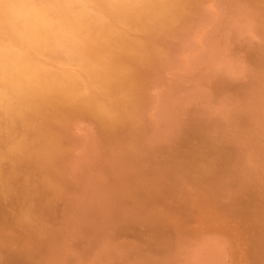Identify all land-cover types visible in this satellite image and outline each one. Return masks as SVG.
<instances>
[{"label":"rangeland","instance_id":"1","mask_svg":"<svg viewBox=\"0 0 264 264\" xmlns=\"http://www.w3.org/2000/svg\"><path fill=\"white\" fill-rule=\"evenodd\" d=\"M189 1H190V3H192L193 1H195L197 3V0H189ZM244 1L241 0V2H240V0H205V1L200 0L198 2L200 5L197 3L199 6H194V8L197 7L198 11H199L198 12L195 10L198 13L197 15H199V18L196 17V18H198V19H196V21L193 19V21L196 23H194L191 20L193 18V16L195 15L193 12H192L193 16L191 15L192 17L190 19H188L187 16L192 14L191 12L188 13L189 12L188 11L187 13L189 15H186L187 20L185 19L187 22L184 20V22H182L183 24L185 23L184 25L182 23H180V27L178 25L175 28L176 31L174 30L172 32V30H171V32L168 33V34H170V36H168V38L165 40H162L159 27H156L157 31H159V34H157L158 32H156L155 27H153V29L151 28L153 31V35L150 36L151 40L148 36H146L143 38L144 39L143 42L145 44H147V40L149 39L148 40V44H149L148 49L151 48L149 42L152 41L153 38L159 37V39L157 38V41L161 40L163 42H166L167 45H164V48H163V49L166 48L165 49L166 51L164 50L166 55L162 51L163 52L162 55L163 54L165 55V56L163 55L162 57H163V61L165 63L168 61H170V63H169V68L165 69L164 66L163 67H156L155 71L151 74V80L153 81L154 79H156L157 81L154 80L155 83L157 85L160 84V86H155L156 84H154V83L152 84L150 81L149 85L144 90V96L140 100L141 102L140 101H139L140 103L138 102L140 104V108H139V104L136 101L133 104H118L115 99H112L111 101H108V102L107 101L99 102L100 106H98V107L97 106L94 107V105H88V106L84 107L87 111H85V109L82 108V109H84L83 110L84 111L83 116L80 115V114H83L80 112L78 117H77V113H76V114L72 115V117L68 121H66L65 126H64V124L62 125V127L64 126L63 128L65 129L64 132L65 133L67 132L66 134L64 133L62 135L63 137L62 136H60V137L55 136V138H54V136L49 135L50 138L47 137L44 141L41 140L42 134L45 133L42 130L45 129V127H44L45 124L47 127L53 125L52 120H51V118L53 116H51L50 114H46V115L43 114V115H41L43 117V120L41 122V124L43 126H41L39 129H37L36 130L37 132L35 131V135L29 134L28 139H27V134L25 135V137H23V142L26 141V143H27V140H28V143L24 144L22 149L19 150L20 154L17 152L18 149L14 150L13 148L12 149L8 148V150H7V148H5V152L7 153L6 154L0 148V154L2 151V156H0V164H1L2 168L0 166V169L1 170L4 169L1 171L2 173L0 172V174L6 175V177H3L2 175H0L1 176L0 182H2L3 178H4L3 184L4 183L7 184L8 181L11 184V189L8 188V190H6L4 193H1V196H0L1 197L0 198V208L2 209V210L0 209V224H1L0 227L1 226L4 227V224H5L4 228L6 230L5 231L3 227L0 228V232H1L0 233V264H11L10 261H11V256L13 254L17 255L20 258L21 262L18 264H46V262H47V264H51V263L52 264H99V263L100 264H129V262H130V264H132L133 262H134L133 264H144V263L145 264H151V263L152 264H163V263L164 264H253V263H256V261H255L256 256H257V260H258L259 264H264V233L262 234V232H264V202H263L264 201V197H263L264 196V188H263L264 182H262L264 180V178H263L264 177V157H263L264 156V130H263L264 129V127H263L264 126V67H263V65H264V38H263L264 37V6H263L264 0H244ZM196 3L194 5H196ZM251 3H253V4H251ZM254 4L255 5L257 4L258 6L257 5L255 6ZM261 4H263V5H261ZM261 8H263V9H261ZM201 10L204 12H202ZM191 11H193V10H191ZM227 11H228V13H227ZM219 12H221V13H219ZM249 14H250V16H249ZM197 15H195V16H197ZM258 15H260V16H258ZM223 18H225V19H223ZM262 18H263V20H262ZM199 19H201V20H199ZM189 21H191V22H189ZM189 23H191L192 25ZM185 25H187V26L185 27ZM189 25H191V26H189ZM197 27H199V28H197ZM185 28H186V30H185ZM188 28H189V31H188ZM194 29H196V30H194ZM195 31H197V32L194 33ZM180 32H181V34H183L182 36H181ZM184 32H186V34ZM169 37H171V38H169ZM173 37H175V38H173ZM178 37L183 38L184 40L180 39ZM145 39H146V41H145ZM173 40H177L176 46H174V44L172 45ZM261 46H262V48H261ZM253 47H255L256 50ZM167 48H169V49L171 48V49L169 50ZM154 50H156V49L154 48ZM154 50L152 47V50L150 49V52H152ZM216 50H218V51H216ZM156 51H158V50H156ZM156 51H154V53H157ZM182 53H184V54L182 55ZM176 56H177V58H176ZM248 57H249V59H248ZM175 58H176V61H175ZM91 59H93V58H91ZM213 60L216 62L213 63ZM176 63H178V64H176ZM170 64H172V65H170ZM167 65H168V63H167ZM176 65H177V67H176ZM255 65L257 67L259 66V68H257ZM98 66L97 65L95 67L92 66L94 72L99 71L98 68H100V65L98 64ZM173 66H175V67H173ZM172 67H173V69H172ZM262 68H263V70H261ZM156 70H159L161 72L164 71L162 74L161 82L158 81V76L155 77L156 75L160 76L161 72L157 71V72H159V74H156L157 73ZM191 76H193V77H191ZM204 76H205V78H204ZM260 76L262 77V79ZM251 80H252V82H251ZM257 80H259V81H257ZM224 81H226L228 83H226ZM260 81L262 82V84ZM179 82H181V83H179ZM235 85H236V87H235ZM253 85H255V86H253ZM256 85H258V86L256 87ZM259 85H260V87H259ZM150 86H152V88ZM183 86H184V88H183ZM251 86H252V88H251ZM233 87L236 89L234 90ZM257 88L259 89V91H257L258 90ZM151 89H152V91H151ZM224 89H225V91H224ZM153 90H155V92H153ZM262 91H263V93H261ZM223 92H225V93L222 96ZM246 92H247L248 96L245 94ZM252 92L253 93L255 92L256 94L254 95ZM257 92H259V93H257ZM238 93H241V95ZM248 93L249 94L251 93V94L249 95ZM151 94H153L154 97L151 96ZM220 94H221V96H220ZM237 94H238V97H237ZM156 96H157V98H156ZM259 96H260V98H259ZM90 97L92 99H90ZM84 98L86 100H93L94 99L91 95H86V96H84ZM145 98H146V100H145ZM156 99H157V101H156ZM216 99H217V101H216ZM145 101H146V106L148 105L147 107L143 106V105H145ZM250 102H253V103L256 102V104L254 103L255 106H253L254 104L250 103ZM250 105H251V107H250ZM89 107H91V108H89ZM149 107H150V109H149ZM259 107H261V108L259 109ZM92 108H94V109H92ZM97 108H98V110H97ZM99 108H102L104 110V112L103 111L101 112L102 109H99ZM106 108H107V110H106ZM114 111H116V112H114ZM89 112H91L92 116ZM93 112H94V115L96 117L93 115ZM108 112L111 116L108 114ZM140 112L142 113V115L140 114ZM194 112H196L195 113L196 115L192 114ZM113 113H115V114H113ZM254 113L255 114L257 113L256 114L257 116L259 115L258 113H262L263 116L259 115V118H257V117H255ZM98 114H99L100 118H99ZM101 114L103 115V117L107 116L108 119L107 118L105 119V117L101 118V116H102ZM136 114H137V116H133ZM198 114L201 116V118L199 117ZM242 114H244V115H242ZM247 115H248V117H247ZM47 116H48L49 120H48ZM88 116H89V118H88ZM97 116H98L99 120L100 119H103V120H100V121L97 120ZM112 116H113V118H112ZM114 116H117V117H115V120H114ZM128 116H129V118H128ZM244 116H246V117H244ZM91 117H93L92 118L93 120L91 119ZM260 117H262V118H260ZM72 118H73V120H72ZM77 118L79 121L78 120L76 121ZM131 118H132V120H131ZM252 118H257V119L253 120ZM56 119H57L56 117H53V120H55V121H53L54 125L56 123H58V122H56ZM82 119H84V120H82ZM232 119H234L233 120L234 122L232 121ZM246 119H247V121H246ZM249 119H250V121H249ZM262 119H263V121H262ZM116 120H118L119 122ZM196 120L199 122L198 124L196 123L197 122ZM57 121H59V120L57 119ZM105 121L107 123H105ZM211 121H212V123H211ZM43 122H45V123H43ZM114 122H118V123H114ZM206 122L208 125L207 126L208 129H206L207 128ZM217 122H218V125H217ZM75 123H76V125H75ZM101 123H102V125H101ZM143 123H144V125H143ZM246 123H248V124H246ZM259 123H261V124H259ZM117 124H119V125H117ZM127 124H128V126H127ZM133 124H135V125L131 127V125H133ZM113 125H114V127H113ZM122 125H124L125 128H127V127L128 128L124 129ZM195 125H197V126H195ZM255 125H256V127H254ZM261 125H263V126H261ZM66 126H67V128H66ZM136 126H137V128H136ZM150 126H152V127L150 128ZM184 126H187V127L193 126V128H191V127L187 128ZM42 127H44V128H42ZM68 127H69V129H68ZM138 127H139V129H138ZM142 127H144L143 133H141L142 131H140V130H142ZM217 127L219 129H217ZM105 128H107V130H105ZM210 128H211V130H210ZM66 129H67V131H66ZM196 129H198V131ZM205 129L207 132L203 131ZM230 129H232V130H230ZM123 130H124V132H123ZM187 130L188 131L190 130L189 133L187 132ZM208 130H209V132H208ZM238 130H240V131H238ZM106 131H107V133H106ZM220 131H222L224 133V136L222 135L223 133H220ZM254 131H256V132H254ZM260 131H262V132H260ZM152 132H153V134H152ZM197 132H199L200 136H197L198 135ZM218 132H219V134H218ZM232 132H233V134H232ZM75 133H76V135H75ZM99 133H100V135H98ZM129 133H131V134H129ZM234 133H236V134L234 135ZM262 133H263V135H262ZM4 134L5 133H3L2 136L0 135V137H1L0 143H2L3 138L6 137V139H4V145L6 144V145L10 146L13 142V138L11 139V136L9 137V135H7V134L4 136ZM149 134H150V136H149ZM180 134H181V136H180ZM240 134L242 136H240ZM103 135L105 137H103ZM204 135H205V137H204ZM29 136H30V138H29ZM61 137L63 140L61 139ZM65 137H66V139H65ZM68 137H70L71 139L70 138L68 139ZM206 137H207V140H204V139H206ZM226 137H227V139H226ZM238 137H239V139H238ZM33 138H36L37 142H34L35 139L33 140ZM48 138H49V140H48ZM57 138L59 139V142L61 145L59 144ZM236 138H237V140H236ZM8 139H9V141L7 142ZM52 139L56 140V143H58V144L54 145L55 141L53 142ZM258 139H260V140H258ZM40 140H41V142H40ZM66 140H67V142H66ZM70 140H71V142H70ZM226 140H228V141L230 140V142H226ZM5 141H6V143H5ZM50 141L52 143L48 144ZM63 142H65V144ZM139 142H140V144H139ZM40 143H41V145H40ZM141 143H143V144H141ZM205 143L209 146L205 145ZM215 143H218V144L220 143V145H214ZM221 143H222V145H221ZM28 144H30V145H28ZM46 144H47V146H45ZM189 144H191V145H189ZM225 144H227V145H225ZM234 144L236 146H234ZM251 144H253V146H251ZM33 145H34V147H33ZM187 145H189V146H187ZM196 145H197V147H195ZM37 146H38V148H37ZM48 146L49 147L51 146V147L48 148ZM64 146L65 147L67 146L65 148V150H63ZM54 147H56V149ZM69 147H70V149H69ZM109 147H111V148L109 149ZM124 147L125 148L127 147L126 148L127 151L124 150ZM199 147H200V149H199ZM204 147H206V149ZM208 147H210V148H208ZM213 147H216V148H213ZM235 147H236V149H234ZM237 147L239 148V152H238ZM249 147H250V149H249ZM33 148H35V150L37 149L36 154H35V150H33ZM105 148L107 150V152H106L107 154L105 153V151H106ZM171 148H175V149L173 150ZM231 148H233V150L235 151L236 154L233 152V150H230ZM57 149L61 150V152L59 153V150H57ZM138 149H139V151H138ZM180 149H182V150H180ZM208 149H209V151H208ZM71 150H72V153H71ZM168 150H170V151H168ZM183 150H185L187 152V154L185 153V151L183 152ZM215 150H216V152H214ZM220 150H222V151H220ZM226 150H227V152H226ZM257 150H259L260 152ZM12 151L15 155H13ZM29 151H31V152H29ZM32 151H34V156L33 155L31 156V154H29V153H32ZM42 151H44V152L42 153ZM46 151H48V153ZM50 151H52V152H50ZM63 151H65V152H63ZM67 151H68V154H67ZM114 151L116 152L117 155H115ZM10 152H11V154H10ZM16 152H17V154H16ZM22 152L24 153V156H22V154H21ZM37 152H39L38 155H37ZM54 152H57V155H55L56 153H54ZM100 152H101V154H100ZM180 152H182V154ZM201 152H203V153H201ZM218 152H219V154H221L220 156H219V154H217ZM229 152H231V154H233L234 157L230 156L231 154L229 155ZM147 153H148V155H146ZM183 153L186 155H184ZM196 153H198V156H196L197 155ZM25 154H26V156H25ZM62 154H63V156L61 157ZM141 154H142V156H141ZM200 154L203 157H201ZM206 154H209V155L207 156ZM214 154H215V156H214ZM240 154H241V156H240ZM4 155L7 157L6 159H4L5 161L2 159L4 157ZM19 155H21L22 158ZM125 155H127V156L125 157ZM29 156H31V157L28 158ZM40 156H42V157H40ZM112 156H113V158H112ZM181 156H183V159ZM212 156H214V158H213L214 160L213 159L210 160ZM224 156H225V158H220V157H224ZM229 156H230V158H232L231 159L232 161L230 160ZM248 156H251L250 159ZM9 157H10V159H8ZM14 157H15V159H14ZM19 157L21 159H19ZM185 157H187V158H185ZM17 158L19 160H17ZM71 158H73V159L71 160ZM115 158H116V160H115ZM170 158H171V160H170ZM172 158L174 159V161ZM236 158H237V162H236ZM28 159H31L32 161L34 160L35 161L34 163H37V161L39 163L37 165L32 163L30 166V160H29V168H30L31 172H30L28 167L26 169V166L28 164ZM43 159H45V160L47 159L46 161L48 163L45 162L46 165L44 164ZM59 159H61V160H59ZM184 159H185V161H184ZM192 159L194 162L192 161ZM203 159H205V160H203ZM225 159H226V161H225ZM239 159L240 160L242 159V160L240 161ZM10 160L12 163H10ZM14 160H15V162H14ZM50 160H52L51 163H50ZM77 160H79V161L77 162ZM22 161H23V163H22ZM59 161L61 162V164L59 163ZM72 161H73V164H71ZM214 161H216V162H214ZM242 161H244V162H242ZM17 162H18V165H15ZM119 162H121L123 165L121 163L119 165ZM204 162H206V163H204ZM211 162H213V163H211ZM222 162H225V163L223 164ZM251 162L253 164H255L256 162L257 163L255 165H253L254 166L253 167ZM191 163H192V165H190ZM200 163L202 165L204 164L203 166H205V167H203ZM207 163H210V164L206 165ZM259 163H260V165H259ZM41 164L43 165V167L41 166ZM55 164L57 165V167L54 166ZM62 164H64V165L61 166ZM151 164H153V165L150 166ZM170 164H171V166H170ZM185 164H187V165H185ZM212 164H214V167L212 166ZM215 164H216V166H215ZM225 164L226 165L228 164V166L225 167ZM65 165H66V167H64ZM71 165H72V167H71ZM116 165L119 167V169H117L118 167H116ZM163 165H164V167H163ZM177 165H179L178 166L179 170L176 169ZM40 166H41V168H40ZM46 166H47V168H46ZM112 166H113V168H112ZM245 166L247 167V170L244 168ZM31 167H33V168H31ZM38 167L41 169V171H40V169L39 170L37 169ZM49 167L50 168L53 167V168H51V172L49 170L50 169ZM144 167H145V169H144ZM197 167H198V169H197ZM207 167H209V168L205 169ZM227 167H229V169ZM12 168L13 169L17 168V169L12 170ZM34 168H35V171H34ZM57 168L60 170L62 168V170L64 169V171L62 172V170L61 171L57 170ZM99 168H100V170H99ZM121 168H123V170ZM136 168H138V171H139L138 174H137V172H135V171H137ZM219 168H221V170H219ZM248 168H250V170ZM46 169L49 170L50 175ZM189 169H190V171L192 170L191 171L192 173H190ZM193 169L195 170L194 172H193ZM202 169L204 170V172ZM231 169H233L234 172L231 173V171H232ZM239 169H241V170H239ZM24 170H26V172ZM37 170L39 171V173ZM171 170H176L177 173H175L176 171L171 172ZM198 170H200L202 173ZM206 170H207V172L209 171L210 173L209 172L207 173ZM217 170L219 173L217 172ZM222 170H223V173L226 171L225 172L226 174L221 173ZM237 170H238V172H237L238 174L236 173ZM251 170H253L254 173ZM15 171L17 172L16 174L18 176L15 174ZM36 171H37V174H36ZM164 171H165V173H164ZM167 171H169V174L166 173ZM196 171L199 174L196 173ZM20 172L22 175H20ZM33 172L35 175L32 174ZM57 172H58V174H57ZM61 172L63 174H61ZM161 172H162V175H161ZM184 172H186V173H184ZM212 172H213V174H212ZM247 172H248V174H247ZM147 173H148V176H147ZM12 174H14L13 178H12ZM39 174H40V176H39ZM42 174H43V176H45L44 178L42 177ZM68 174H69V176H68ZM165 174H167V175L165 176ZM171 174H173V175H171ZM191 174H192V176H191ZM195 174H196V176H194ZM211 174L213 176H211ZM30 175H31V177H30ZM56 175H58V176H56ZM200 175H201V177H199ZM20 176H21V178H20ZM35 176H38V177L33 178ZM159 176H161L160 177L161 179L158 178ZM190 176H191V179L193 178L192 180L189 179ZM206 176H209L212 179L208 178V177L206 178ZM15 177H16V179H15ZM51 177H53V178L51 179ZM163 177H164L165 181H167V180H169V181H167L165 183V181H163ZM195 177L198 178V180H196ZM204 177H205V179H203ZM238 177L240 178V180ZM242 177H244V178H242ZM48 178H50V179H48ZM56 178H58V180ZM66 178H67V180H66ZM142 178H144V179H142ZM248 178H249V180H248ZM12 179H13V181H12ZM27 179L28 180L32 179L31 183H30V180L28 182ZM33 179H34V181H33ZM44 179H46L45 182L43 181ZM55 179L57 182L55 181ZM113 179H114V181H113ZM117 179L120 181H118ZM137 179H139V180H137ZM156 179H157V181H156ZM159 179H160V181H158ZM184 179L185 180L187 179V181H183ZM202 179L204 182L202 181ZM219 179H220V182H217L215 184V182H216L215 180L219 181ZM14 180H16V182ZM62 180H63V182H62ZM69 180H70V183H69ZM143 180H144V182H143ZM193 180L194 181L196 180L197 184H196V181L193 182ZM212 180H214V181H212ZM221 180H223V181H221ZM237 180H239V182H238L239 184L237 183ZM243 180H246V183H245V181L243 182ZM17 181H18V183H17ZM22 181L24 183H22ZM35 181H36V184H38L36 187H35ZM52 181H54V186L53 185L51 186ZM180 181H181V183H180ZM209 181H210V183H209ZM250 181L251 182L253 181V183H251ZM33 182H34V184H33ZM46 182H47L48 186H46ZM58 182H59V184H57ZM174 182H176L178 184L175 185L176 183L174 184ZM225 182H227L225 184L226 186L223 185ZM230 182H232L231 185H230ZM240 182H241L242 186L240 185ZM255 182L256 183L258 182V183L256 184ZM25 183H28V184L26 185ZM29 183H30V185H29ZM42 183H44L45 185L44 184L42 185ZM49 183H50V185H49ZM115 183H117L118 185ZM119 183H122V184H119ZM158 183H160V184H158ZM188 183L190 185H188ZM203 183H204V185H203ZM260 183H262L263 185ZM62 184H63V186H65V184H66V186L63 188ZM68 184L70 187L67 186ZM123 184H124V187H123ZM125 184H126V186H125ZM132 184H133V186H132ZM185 184L188 186H186ZM233 184H234V186H233ZM251 184H256V186L251 185ZM143 185L145 186V188L143 187ZM170 185H171V187H170ZM173 185L176 187H174ZM193 185H194V187H193ZM198 185H201V188ZM259 185L261 186V188ZM0 186H1V183H0ZM26 186L31 187V189L33 187V189L31 190L30 188H27ZM44 186L46 188H44ZM50 186H51V189H50ZM56 186H58V188ZM118 186L120 188H118ZM137 186H138V189H137ZM159 186H162L161 189ZM165 186L168 187V188L166 187L167 191L165 190ZM172 186H173V188H175L176 193L175 192L172 193V191H174V190H171ZM197 186H198V188H197ZM254 186H255V189H253ZM258 186H259V188H258ZM71 187H72V189H71ZM128 187H130V188H128ZM178 187L181 190L178 189ZM218 187H219V189H218ZM238 187H239V189H238ZM249 187H251V188L249 189ZM47 188H49V189H47ZM184 188L186 189V192L184 191L185 190ZM202 188H203V191H202ZM44 189H45V191H48V192H45L44 195H46V196L43 197ZM135 189H136V191H134ZM144 189L146 190V192L144 191ZM196 189L199 191H197ZM204 189L208 190L207 193H205ZM241 189L242 190L244 189L242 191L243 193L240 191ZM261 189H262V191H261ZM28 190H30L29 192L31 194H29ZM49 190H50V192H49ZM53 190H55L54 193H53ZM60 190H61V192L63 190V192L59 193ZM128 190H129V192H128ZM132 190H133V192H132ZM137 190H138V192H137ZM150 190H151V192H150ZM160 190L164 193L167 192V193H165L166 195L164 193H163V195H161L162 193H160L161 192ZM187 190H189V191H187ZM220 190L223 192L221 193ZM10 191H12V192L10 193ZM31 191L33 192V194ZM122 191H124V192L122 193ZM140 191L142 192V194L140 193ZM196 191L198 194L196 193ZM227 191L229 192V194L226 193ZM248 191H249V194H248ZM21 192H22V194H21ZM38 192H40V193H38ZM114 192H116V193H114ZM147 192L148 193L150 192V194H148ZM212 192L214 193V195L212 194ZM67 193H70V194L68 195ZM136 193L141 194L140 195L141 198L139 197L138 194L136 196H134ZM193 193L194 194L196 193L195 196L193 195ZM3 194H5V195L8 194L9 197H6L4 195V198H3V196H2ZM117 194L119 195V197ZM122 194H125V196ZM203 194H204V196L206 194L207 195L206 197L207 198L209 197V199H206V197L204 198ZM33 195H34V197H33ZM59 195L60 196L62 195V196L60 197ZM149 195H151V197H149ZM152 195L155 197L154 199H153ZM164 195H165V197H164ZM212 195L214 196L213 197L214 203L211 202L213 199ZM243 195H245V196L242 197ZM18 196H20V198H17ZM27 196L29 199L27 198ZM158 196H159V198H158ZM166 196H167V200L165 199ZM200 196H202V199ZM255 196H258V197H255ZM11 197L13 198L12 200H11ZM30 197H32V198L30 199ZM57 197H59V198H57ZM112 197H113V199H112ZM144 197H145V199H144ZM179 197H181V198H179ZM215 197H217V198H215ZM220 197H222V199H219ZM261 197H263V198L261 199ZM61 198H63V199H61ZM191 198H192V200H191ZM203 198L205 199V202H204L205 205L204 206L206 209L204 208L203 204L199 205V204L203 203V201H202ZM235 198H237V200ZM253 198H254V200H251ZM256 198H257V200H256ZM47 199L49 201L50 200H52V201L49 202ZM151 199H153V201ZM157 199H159V200H157ZM216 199H218L217 200L218 202L216 201ZM231 199H232V203L230 202ZM259 199H261V200H259ZM33 200H35V201H33ZM59 200H61V201H59ZM140 200H141V203L138 204V202H140ZM156 200H157V202H156ZM164 200H166V201H164ZM175 200H177V201H175ZM186 200H187V202L184 203ZM194 200H196V201H194ZM197 200H199V201H197ZM242 200H243V202H242ZM11 201H13V202H11ZM215 201L217 202L216 203L217 207L219 206V209L221 208V210L223 209L226 212H222L221 210H218V208L216 209ZM252 201H253L254 206L250 205V207H251L250 209H252V210L254 209L255 212H254V214L250 215L252 210L249 209L248 204H250V202H252ZM40 202H42L41 205H40ZM146 202H147V204H146ZM159 202H160V204H159ZM198 202H199V204H198ZM206 202H209V203L206 204ZM244 202L247 204L245 205ZM178 203H179V205H182V206L181 207L178 206ZM221 203H222V205H221ZM230 203L233 205H236L240 209L238 210V208L236 206H233ZM92 204H94V205L92 206ZM127 204H128V206H127ZM153 204L155 206H153ZM223 204H225V206ZM257 204H259V205L257 206ZM43 205H44V207H43ZM66 205H67V207H66ZM122 205H123V208H122ZM136 205L138 207L135 208ZM167 205H168V207H167ZM207 205H209V206H207ZM243 205H244V207H243ZM33 206H35V208ZM163 206H165V209L162 208ZM183 206H185V207H183ZM199 206L201 208L200 210H198ZM201 206H203L204 209ZM210 206L212 208L213 207L214 208L212 209ZM20 207H22V208L20 209ZM233 207H234V209H233ZM241 207H243V208H241ZM32 208L35 211V213L32 210ZM144 208H146V209L144 210ZM147 208H149V209L147 210ZM151 208H152V210H151ZM161 208L163 209V211ZM175 208H176L177 213L175 212ZM235 208H237V209L235 210ZM57 209H58V211L56 212ZM118 209H119V211H117ZM226 209L231 211V212L235 211L234 214L236 215L239 213L238 215H240V216L233 215L232 216L233 219H232L229 216L231 213L228 214L229 211H227ZM248 209H249V211H247ZM150 210H151V212H150ZM183 210H184L185 214H183ZM186 210H187V212L188 211L189 212L187 213ZM203 210H204V214H202ZM2 211H4V213ZM8 211L10 212L9 215H8ZM15 211H17V213H15ZM29 211L31 214L29 213ZM45 211L47 214H45ZM213 211H214V213H213ZM63 212H65V213H63ZM119 212H120V214H119ZM244 212L245 213L247 212V213L245 214ZM112 213H113V216H112ZM174 213H176L175 216H174ZM193 213L195 215H193ZM215 213H218V214H215ZM240 213H243V214H240ZM260 213H262V214H260ZM1 214H2V216H1ZM10 214H11V216H10ZM15 214L19 217H17ZM258 214H260V215L258 216V218H256V216ZM14 215L16 217H14ZM164 215L165 216L167 215L166 217H168V218H166ZM182 215L186 216L185 217L186 220H184V217L182 218ZM187 215H189V216H187ZM242 215H245V216H242ZM7 216H8V220H5V219H7ZM119 216H120V218H119ZM180 216H181V218H179ZM251 216L253 217V221L246 220V219H251L250 218ZM158 217H160V220L157 219ZM163 217H165V219H163ZM174 217H175V219H174ZM38 218H40L41 220ZM117 218H118V220H117ZM242 218H245L244 220H246L247 222L244 223V220ZM1 219H2V221H1ZM16 219H17V223L15 221ZM18 219H20V220H18ZM154 219L156 222L155 224H153L154 222H152V221H154ZM180 219H183V220H180ZM254 220L255 221L257 220L256 223ZM3 221H4V223H3ZM18 221H19V223H18ZM188 221H189V223L186 226V223ZM78 222H79V224H78ZM102 222H104V223H102ZM176 222H178V223H176ZM2 223H3V225H2ZM22 223L24 224V226ZM158 223H159V225H157ZM242 223H243V225H242ZM10 224H13V225H10ZM31 224L32 225L34 224L33 226L35 228H33V226H31ZM136 225H137V227H136ZM244 225H246V226H244ZM15 226H16V228H15ZM39 226H40V228H39ZM45 226L47 229L45 228ZM150 226L153 228V230ZM168 226H170V227L168 228ZM258 226L260 227V229H257V228H259ZM25 227H28V228L26 229ZM30 227L33 231L31 229L29 230ZM129 227H131V228H129ZM146 227H147L148 231L146 230ZM154 227L157 230H155ZM174 227H176L177 229ZM1 229H3V230H1ZM11 229H12V231H11ZM17 229H18V231H16ZM169 229H171V230H169ZM178 229H179V231H178ZM49 230H51V232L54 233V235H53L54 239H53V236L51 235L52 233L49 232ZM61 230H62V233H61ZM63 230H64V233H63ZM68 230H69V232H68ZM248 230H249V232H247ZM258 230H259V233H258ZM20 231L25 232V233H22L23 235L21 236V238H20V235H21ZM34 231H36V232H34ZM161 231H162V233H161ZM16 232H19V233L16 234ZM176 232H177V234H176ZM182 232H185V233L182 234ZM226 232L228 235H226ZM13 233H14V235H13ZM32 233H35V234H32ZM154 233H155V235H154ZM169 233L172 235H169ZM18 234H19V236H18ZM179 234H180V236H178ZM26 235L28 238L27 243H26V241H24L26 239L25 238ZM60 235L63 239H60L61 238ZM167 235H169V236H167ZM12 236L13 237L16 236V237L12 238ZM32 236H33V239H32ZM223 236H225V237H223ZM249 236H251V238H249ZM46 237H48V239H46L47 243H45ZM157 237L162 241V243L160 240H158ZM163 237L164 238L166 237V240H164ZM1 238H3V240H1ZM183 238H184V241H183ZM186 238L188 240H186ZM39 239L42 241V242H40V247L37 244ZM169 239H170V241H169ZM247 239H249V240H247ZM56 240L58 242H56ZM97 240H98V242H97ZM201 240H203V241H201ZM251 240H253V241H251ZM177 241H180V243L176 244ZM211 241H212V243H211ZM223 241H224V244H223ZM12 242H13V244H12ZM171 242L173 244H171ZM232 242L234 244H232ZM248 242H249V244H248ZM43 243H44V245H43ZM228 243H230V245ZM31 244L33 247L30 246ZM160 244H162V245H160ZM163 244H165V245H163ZM166 244H170V245H166ZM219 244H221V245H219ZM24 245H26V246H24ZM51 245H54V246L51 247ZM111 245H112V247H111ZM127 245H129V246H127ZM212 245L214 248H212ZM218 245H219V247H218ZM43 246H45V248ZM91 246H93V247H91ZM149 246H150V248H149ZM171 246H173V247H171ZM24 248H26V250ZM29 248L31 250H29ZM34 248H35V250H33ZM124 248H126V249L124 250ZM140 248L142 250H139ZM147 248H148V250H147ZM161 248H163V250H161ZM253 248H254V250H251ZM23 249H24V251H23ZM109 251H110V254H109ZM149 251H150V253H149ZM250 251H251V254L253 252V256L255 255L254 253H256V255L253 257L250 254ZM1 252L4 254V256ZM122 252H124V253H122ZM45 253L48 256H46ZM78 253H79V255H78ZM41 254H42V256H41ZM111 255H112V257H111ZM123 255L126 256L125 259H124ZM130 255H132V258ZM146 258H147V260H146ZM253 258H254V260L251 261V259H253ZM133 259H134V261H133ZM39 260H41V262ZM105 260H106V262H105ZM120 260H121V263H120ZM122 260L124 262H122ZM162 260H164V261H162ZM146 261H148V262H146Z\"/></svg>","mask_w":264,"mask_h":264},{"label":"bare ground","instance_id":"2","mask_svg":"<svg viewBox=\"0 0 264 264\" xmlns=\"http://www.w3.org/2000/svg\"><path fill=\"white\" fill-rule=\"evenodd\" d=\"M200 0H197V3L199 2ZM202 1V0H201ZM205 1V0H204ZM244 1V0H243ZM134 2L135 3H137V5L138 6H136V7H133V8H131V9H129V10H127V11H125V12H122L121 14H119V16L117 17V23H116V28L118 29V31H117V33L115 34V35H112V36H110L109 37V39H108V41L107 42H100L97 46H95V47H93V48H91L90 50H89V52H88V54H87V56H86V58H85V60L81 63V64H79V65H77V66H75V67H73V68H71V69H69L68 70V73L66 74V75H64V76H62V77H60V78H58L56 81H54L53 83H51L50 85H48L46 88H44V89H42V90H37V91H34V92H31V93H28V94H24V95H16V96H13L11 99H9L7 102H3V101H0V135L2 136V134L3 133H5L4 134V136L7 134V135H9V137L11 136V139L13 138V142H12V144L9 146V145H4V139H6V137L5 138H3V142L2 143H0V148L5 152V148H7V150H8V148L9 149H14V150H16V149H18L17 150V152L19 153L20 151L19 150H21L22 149V147H23V145L24 144H27L28 143V140H27V143H26V141H24L23 142V137H25V135L27 134V139H28V135L29 134H31V135H35V131L37 130V129H39L41 126H43L42 124H41V122H42V120H43V117L41 116V115H43V114H50L51 116H53V117H56L59 121H57V119H56V122H58V123H56L55 125H54V122L53 121H55V120H53V117L51 118V120H52V123H53V125H51V126H49V127H47L46 126V124L44 125V127H45V129L44 130H42V131H44L45 133L44 134H42V136H41V140L42 141H44L47 137H49V135H51V136H54V138H55V136L56 137H60V136H62L65 132H64V126L66 125L65 123H66V121H68L71 117H72V115H74V114H76L77 113V117H78V115H79V113L81 112V113H83L84 111V107H86V106H88V105H94V107L95 106H100L99 105V102H104V101H111L112 99H115L116 100V102L118 103V104H133L135 101L138 103L142 98H143V96H144V90H145V88L149 85V83H150V81H151V83L153 84H156L155 83V81L154 80H156V79H154L153 81L151 80V74L155 71V69H156V67H163L164 66V68L165 69H167V68H169V63H170V61H168V62H164L163 61V55L165 54L166 55V53L164 52V50L166 49H163L164 48V45H167V43L166 42H163V41H157V38L159 39V37H156V38H153V40L152 41H150L149 43H150V46H151V48H149L148 49V46H149V44H148V40H147V44H145L143 41H144V37H146V36H148L149 38H150V36L151 35H153V31H152V29H153V27H159L160 28V32H161V37H162V40H165V39H167L168 38V36H170V34H168L169 32H171V30H172V32L175 30V28L179 25V27H180V23H182V22H184V20L188 17V19H190L192 16H193V13L195 14V15H197L198 13L196 12V11H198V8L197 7H195L194 8V6H199L195 1H193L192 3H190V1L189 0H134ZM217 2V1H216ZM237 2V1H236ZM240 2H241V0H240ZM245 2V1H244ZM251 2V1H250ZM196 3V5H194ZM228 3V2H227ZM243 3V2H242ZM246 3V2H245ZM251 4H253V3H251ZM255 5V4H254ZM257 5V4H256ZM255 5V6H256ZM261 5H263V4H261ZM207 6V5H206ZM258 6V5H257ZM264 6V5H263ZM260 7V6H259ZM193 8V9H192ZM215 8V7H214ZM250 8V7H249ZM225 9V8H224ZM255 9V8H254ZM261 9H263V8H261ZM191 10H193V11H191ZM196 10V11H195ZM256 10V9H255ZM189 11V12H188ZM202 11V10H201ZM221 11V10H220ZM258 11V10H257ZM192 13V14H188V13ZM199 12V11H198ZM202 12H204V11H202ZM219 13H221V12H219ZM227 13H228V11H227ZM244 13V12H243ZM205 14V13H204ZM186 15H189V16H187L186 17ZM192 15V16H191ZM193 16V18L191 19L192 21H193V19L196 21V19H198L199 18V15H197V16ZM263 15V14H262ZM207 16V15H206ZM237 16V15H236ZM248 16V15H247ZM249 16H250V14H249ZM258 16H260V15H258ZM195 17V18H194ZM196 17H198V18H196ZM206 18V17H205ZM208 18V17H207ZM223 19H225V18H223ZM258 19V18H257ZM261 19V18H260ZM187 20V19H186ZM185 20V21H186ZM199 20H201V19H199ZM262 20H263V18H262ZM257 21V20H256ZM187 22V21H186ZM189 22H191V21H189ZM194 22V21H193ZM206 22V21H205ZM234 22V21H233ZM263 22V21H262ZM194 23H196V22H194ZM199 23V22H198ZM223 23V22H222ZM260 23V22H259ZM183 24V23H182ZM181 24V25H182ZM185 24V23H184ZM183 24V25H184ZM189 24H191V23H189ZM217 24V23H216ZM192 25V24H191ZM191 25H189V26H191ZM200 25V24H199ZM262 25V24H261ZM187 25H185V27H186ZM188 26V27H189ZM263 26V25H262ZM152 28V29H151ZM197 28H199V27H197ZM252 28V27H251ZM232 29V28H231ZM256 29V28H255ZM182 30V29H181ZM185 30H186V28H185ZM184 30V31H185ZM194 30H196V29H194ZM225 30V29H224ZM176 31V30H175ZM188 31H189V28H188ZM156 32H158L157 34H159V31H157V28H156ZM197 31H195L194 33H196ZM257 32V31H256ZM185 34H186V32H184ZM263 33V32H262ZM155 34V33H154ZM156 34V35H157ZM180 34H181V32H180ZM175 35V34H174ZM173 35V36H174ZM183 34H181V36H182ZM180 36V35H179ZM176 37V36H175ZM175 37H173V38H175ZM169 38H171V37H169ZM178 38H180V37H178ZM236 38V37H235ZM238 38V37H237ZM264 38V37H263ZM180 39H183V38H180ZM150 40H151V38H150ZM184 40V39H183ZM213 40V39H212ZM145 41H146V39H145ZM176 41L177 40H173V42H172V45L174 44V46H176L177 44H176ZM182 41V40H181ZM210 41V40H209ZM170 42V41H169ZM253 42V41H252ZM171 43V42H170ZM181 45V44H180ZM179 45V46H180ZM219 45V44H218ZM225 45V44H224ZM152 47H153V50H154V48L156 49V50H158V51H156V50H154V51H156L157 53H154V51H152V52H150V49L152 50ZM166 47V46H165ZM168 47V46H167ZM172 47V46H171ZM202 47V46H201ZM241 47V46H240ZM254 49H255V47H253ZM261 48H262V46H261ZM167 49H169V48H167ZM171 49V48H170ZM169 49V50H170ZM215 49V48H214ZM252 49V48H251ZM253 50V49H252ZM256 50V49H255ZM164 52V54L162 55V53ZM166 51V50H165ZM216 51H218V50H216ZM251 51V50H250ZM171 52V51H170ZM206 52V51H205ZM213 52V51H212ZM257 52V51H256ZM263 52V51H262ZM172 53V52H171ZM210 53V52H209ZM169 54V53H168ZM184 53H182V55H183ZM219 54V53H218ZM261 54V53H260ZM164 55V56H165ZM227 55V54H226ZM262 55V54H261ZM231 56V55H230ZM243 56V55H242ZM91 58H93V59H91ZM170 58V57H169ZM168 58V59H169ZM176 58H177V56H176ZM176 58H175V61H176ZM166 59V58H165ZM181 59V58H180ZM184 59V58H183ZM248 59H249V57H248ZM171 60V59H170ZM235 60V59H234ZM183 61V60H182ZM242 61V60H241ZM214 62H216V61H214L213 60V63ZM167 63H168V65H167ZM182 63V62H181ZM206 63V62H205ZM98 64L100 65V68H98L99 69V71H97V72H94L93 71V68H92V66H98ZM165 64V65H164ZM173 64V63H172ZM172 64H170V65H172ZM176 64H178V63H176ZM252 64V63H251ZM167 66V67H166ZM256 66V65H255ZM254 66V67H255ZM99 67V66H98ZM173 67H175V66H173ZM173 67H172V69H173ZM176 67H177V65H176ZM257 67V66H256ZM262 67V66H261ZM263 67H264V65H263ZM257 68H259V66L257 67ZM171 69V68H170ZM177 69V68H176ZM239 70V69H238ZM261 70H263V68L261 69ZM157 71H159V70H156V72ZM170 71V70H169ZM159 72H161V71H159ZM159 72H157L156 74H159ZM164 72V71H163ZM163 72H161V74H160V76L159 75H156L155 73V77H157L158 76V81H160L161 82V78H162V74H163ZM167 72V71H166ZM197 73V72H196ZM206 73V72H205ZM258 74V73H257ZM173 75V74H172ZM216 75V74H215ZM203 76V75H202ZM259 76V75H258ZM263 76V75H262ZM191 77H193V76H191ZM261 77V76H260ZM204 78H205V76H204ZM221 79V78H220ZM261 79H262V77H261ZM260 79V80H261ZM205 80V79H204ZM157 81V80H156ZM176 81V80H175ZM190 81V80H189ZM257 81H259V80H257ZM224 82H226V81H224ZM250 82V81H249ZM251 82H252V80H251ZM254 82V81H253ZM261 82V81H260ZM179 83H181V82H179ZM205 83V82H204ZM226 83H228V82H226ZM225 83V84H226ZM238 83V82H237ZM165 84V83H164ZM230 84V83H229ZM248 84V83H247ZM257 84V83H256ZM261 84H262V82H261ZM194 85V84H193ZM221 85V84H220ZM219 85V86H220ZM250 85V84H249ZM155 86H160V84L159 85H155ZM154 86V87H155ZM166 86V85H165ZM234 86V85H233ZM253 86H255V85H253ZM258 85H256V87H257ZM151 88H152V86H150ZM235 87H236V85H235ZM239 87V86H238ZM249 87V86H248ZM259 87H260V85H259ZM263 87V86H262ZM183 88H184V86H183ZM234 88V87H233ZM250 88V87H249ZM251 88H252V86H251ZM211 89V88H210ZM236 88H234V90H235ZM255 89V88H254ZM258 89V88H257ZM231 90V89H230ZM233 90V91H234ZM263 90V89H262ZM151 91H152V89H151ZM157 91V90H156ZM224 91H225V89H224ZM227 91V90H226ZM241 91V90H240ZM244 91V90H243ZM251 91V90H250ZM257 91H259V89L257 90ZM153 92H155V90H153ZM190 92V91H189ZM180 93V92H179ZM178 93V94H179ZM212 93V92H211ZM224 93L225 92H223V94H222V96L224 95ZM232 93V92H231ZM253 93V92H252ZM257 93H259V92H257ZM261 93H263V91L261 92ZM140 94V95H139ZM206 94V93H205ZM230 94V93H229ZM238 94H240L241 95V93H238ZM238 94H237V97H238ZM246 95H247V92L245 93ZM244 94V95H245ZM249 94V93H248ZM251 94V93H250ZM249 94V95H250ZM254 95L256 94L255 92L253 93ZM86 95H91L94 99L93 100H86L85 98H84V96H86ZM158 95V94H157ZM219 95V94H218ZM149 96V95H148ZM151 96H153V94H151ZM220 96H221V94H220ZM235 96V95H234ZM243 96V95H242ZM248 96V95H247ZM146 97V96H145ZM154 97V96H153ZM211 97V96H210ZM152 98V97H151ZM156 98H157V96H156ZM246 98V97H245ZM259 98H260V96H259ZM90 99H92L91 97H90ZM148 99V98H147ZM154 99V98H153ZM183 99V98H182ZM201 99V98H200ZM145 100H146V98H145ZM236 100V99H235ZM240 100V99H239ZM256 100V99H255ZM152 101V100H151ZM156 101H157V99H156ZM200 101V100H199ZM216 101H217V99H216ZM230 101V100H229ZM250 101V100H249ZM254 101V100H253ZM141 102V101H140ZM139 102V103H140ZM148 102V101H147ZM202 102V101H201ZM138 103V104H139ZM158 103V102H157ZM217 103V102H216ZM250 103H253V102H250ZM249 103V104H250ZM255 104H256V102H254ZM253 103V104H254ZM258 103V102H257ZM263 103V102H262ZM98 104V105H97ZM136 104V103H135ZM142 104V103H141ZM144 104V103H143ZM151 104V103H150ZM193 104V103H192ZM255 104L253 105V106H255ZM259 104V103H258ZM257 104V105H258ZM103 105V104H102ZM158 105V104H157ZM167 105V104H166ZM136 106V105H135ZM143 106H146V101H145V105H143ZM148 106V105H147ZM146 106V107H147ZM156 106V105H155ZM212 106V105H211ZM259 106V105H258ZM107 107V106H106ZM145 107V108H146ZM157 107V106H156ZM250 107H251V105H250ZM82 108H84V109H82ZM89 108H91V107H89ZM139 108H140V104H139ZM138 108V109H139ZM261 107H259V109H260ZM88 109V108H87ZM92 109H94V108H92ZM99 109H102V108H99ZM144 109V108H143ZM149 109H150V107H149ZM187 109V108H186ZM245 109V108H244ZM243 109V110H244ZM97 110H98V108H97ZM106 110H107V108H106ZM116 110V109H115ZM140 110V109H139ZM146 110V109H145ZM156 110V109H155ZM85 111H87L86 109H85ZM90 111V110H89ZM95 111V110H94ZM104 112V110L102 109L101 110V112ZM141 111V110H140ZM157 111V110H156ZM251 111V110H250ZM255 111V110H254ZM100 112V111H99ZM98 112V113H99ZM107 112V111H106ZM114 112H116V111H114ZM143 112V111H142ZM152 112V111H151ZM166 112V111H165ZM90 114H91V112H89ZM97 113V112H96ZM137 113V112H136ZM154 113V112H153ZM196 112H194V113H192V114H195ZM207 113V112H206ZM229 113V112H228ZM103 114V113H102ZM101 114V115H102ZM106 114V113H105ZM104 114V115H105ZM108 114H109V112H108ZM107 114V115H108ZM113 114H115V113H113ZM133 114V113H132ZM140 114L142 115V113L140 112ZM139 114V115H140ZM145 114V113H144ZM183 114V113H182ZM230 114V113H229ZM240 114V113H239ZM248 114V113H247ZM255 114V113H254ZM257 114V113H256ZM255 114V117H257V118H259V115H262V113H258L259 115L257 116ZM49 115V116H50ZM80 115H84V113L83 114H80ZM86 115V114H85ZM88 115V114H87ZM93 115H94V112H93ZM110 115V114H109ZM196 115V114H195ZM199 115V114H198ZM242 115H244V114H242ZM91 116H92V114H91ZM95 116V115H94ZM98 116H99V114H98ZM98 116H97V120H99V118H100V116H99V118H98ZM111 116V115H110ZM133 116H137V114L136 115H133ZM253 116V115H252ZM263 116V115H262ZM74 117V116H73ZM87 117V116H86ZM96 117V116H95ZM105 117V116H104ZM103 117V115L101 116V118H104ZM115 117H117V116H114V120H115ZM131 117V116H130ZM142 117V116H141ZM199 117L201 118V116L199 115ZM244 117H246V116H244ZM247 117H248V115H247ZM47 118H48V116H47ZM88 118H89V116H88ZM93 117H91V119H92ZM107 118V116L105 117V119ZM112 118H113V116H112ZM128 118H129V116H128ZM138 118V117H137ZM146 118V117H145ZM156 118V117H155ZM242 118V117H241ZM257 118H252L253 120L255 119H257ZM260 118H262V117H260ZM108 119V118H107ZM139 119V118H138ZM143 119V118H142ZM240 119V118H239ZM48 120H49V118H48ZM72 120H73V118H72ZM78 120V118L76 119V121ZM82 120H84V119H82ZM81 120V121H82ZM93 120V119H92ZM100 120H103V119H100ZM99 120V121H100ZM131 120H132V118H131ZM149 120V119H148ZM154 120V119H153ZM152 120V121H153ZM194 120V119H193ZM234 119H232V121H233ZM236 120V119H235ZM79 121V120H78ZM108 121V120H107ZM116 121H118V120H116ZM134 121V120H133ZM175 121V120H174ZM190 121V120H189ZM197 121V120H196ZM229 121V120H228ZM242 121V120H241ZM246 121H247V119H246ZM249 121H250V119H249ZM258 121V120H257ZM262 121H263V119H262ZM63 122V123H62ZM119 122V121H118ZM118 122H114V123H118ZM138 122V121H137ZM147 122V121H146ZM194 122V121H193ZM201 122V121H200ZM234 122V121H233ZM43 123H45V122H43ZM93 123V122H92ZM105 123H107L106 121H105ZM113 123V124H114ZM122 123V122H121ZM125 123V122H124ZM128 123V122H127ZM148 123V122H147ZM150 123V122H149ZM197 124L199 123L198 121L196 122ZM211 123H212V121H211ZM227 123V122H226ZM238 123V122H237ZM243 123V122H242ZM251 123V122H250ZM258 123V122H257ZM64 124V126L62 127V125ZM111 124V123H110ZM129 124V123H128ZM128 124H127V126H128ZM132 124V123H131ZM142 124V123H141ZM202 124V123H201ZM220 124V123H219ZM246 124H248V123H246ZM259 124H261V123H259ZM75 125H76V123H75ZM95 125V124H94ZM101 125H102V123H101ZM117 125H119V124H117ZM135 124H133V125H131V127L132 126H134ZM143 125H144V123H143ZM184 125V124H183ZM217 125H218V122H217ZM226 125V124H225ZM236 125V124H235ZM253 125V124H252ZM123 126V128L124 129H127V128H125V126L124 125H122ZM195 126H197V125H195ZM208 125H207V122H206V127H207ZM231 126V125H230ZM234 126V125H233ZM261 126H263V125H261ZM44 127H42V128H44ZM100 127V126H99ZM104 127V126H103ZM112 127V126H111ZM113 127H114V125H113ZM121 127V126H120ZM145 127V126H144ZM144 127H142V130H140V131H142L141 133H143L144 132ZM152 126H150V128H151ZM161 127V126H160ZM184 127H187V126H184ZM189 127H191V126H189ZM189 127H187V128H189ZM199 127V126H198ZM204 127V126H203ZM232 127V126H231ZM254 127H256V125L254 126ZM264 127V126H263ZM66 128H67V126H66ZM72 128V127H71ZM70 128V129H71ZM136 128H137V126H136ZM135 128V129H136ZM191 128H193V126L191 127ZM202 128V127H201ZM261 128V127H260ZM68 129H69V127H68ZM104 129V128H103ZM115 129V128H114ZM132 129V128H131ZM130 129V130H131ZM138 129H139V127H138ZM186 129V128H185ZM184 129V130H185ZM203 129V128H202ZM206 129H208V127L206 128ZM206 129L205 130H203V131H206ZM217 129H219L218 127H217ZM75 130V129H74ZM101 130V129H100ZM99 130V131H100ZM105 130H107V128H105ZM137 130V129H136ZM146 130V129H145ZM197 131H198V129H196ZM200 130V129H199ZM210 130H211V128H210ZM230 130H232V129H230ZM236 130V129H235ZM257 130V129H256ZM264 130V129H263ZM41 131V132H42ZM66 131H67V129H66ZM76 131V130H75ZM149 131V130H148ZM175 131V130H174ZM190 131V130H189ZM189 131L187 130V132L189 133ZM195 131V130H194ZM202 131V130H201ZM202 131V132H203ZM238 131H240V130H238ZM37 132V131H36ZM48 132V133H47ZM79 132V131H78ZM102 132V131H101ZM123 132H124V130H123ZM155 132V131H154ZM201 132V133H202ZM207 132V131H206ZM208 132H209V130H208ZM213 132V131H212ZM254 132H256V131H254ZM260 132H262V131H260ZM67 133V132H66ZM65 133V134H66ZM73 133V132H72ZM106 133H107V131H106ZM105 133V134H106ZM120 133V132H119ZM134 133V132H133ZM150 133V132H149ZM198 133V135L197 136H200L199 135V132H197ZM196 133V134H197ZM204 133V132H203ZM220 133H223L222 131H220ZM243 133V132H242ZM129 134H131V133H129ZM146 134V133H145ZM152 134H153V132H152ZM212 134V133H211ZM218 134H219V132H218ZM232 134H233V132H232ZM236 133H234V135H235ZM38 135V134H37ZM36 135V136H37ZM72 135V134H71ZM75 135H76V133H75ZM98 135H100V133L98 134ZM223 136H224V133L222 134ZM221 135V136H222ZM255 135V134H254ZM253 135V136H254ZM259 135V134H258ZM262 135H263V133H262ZM3 136V137H4ZM149 136H150V134H149ZM155 136V135H154ZM180 136H181V134H180ZM240 136H242L241 134H240ZM8 137V138H9ZM39 137V136H38ZM37 137V138H38ZM63 137V136H62ZM62 137H61V139H62ZM97 137V136H96ZM103 137H105L104 135H103ZM146 137V136H145ZM204 137H205V135H204ZM220 137V136H219ZM218 137V138H219ZM228 137V136H227ZM227 137H226V139H227ZM233 137V136H232ZM231 137V138H232ZM258 137V136H257ZM1 138V137H0ZM29 138H30V136H29ZM50 138V137H49ZM49 138H48V140H49ZM70 137H68V139H69ZM158 138V137H157ZM200 138V137H199ZM225 138V137H224ZM253 138V137H252ZM35 139V140H34ZM40 139V138H39ZM65 139H66V137H65ZM71 139V138H70ZM148 139V138H147ZM238 139H239V137H238ZM243 139V138H242ZM245 139V138H244ZM247 139V138H246ZM33 140H34V142H37V140H36V138H33ZM32 140V141H33ZM41 140H40V142H41ZM47 140V141H48ZM53 140V142L55 141V144L54 145H57L58 143H56V140H54V139H52ZM57 140H58V142H59V139L57 138ZM63 140V139H62ZM76 140V139H75ZM82 140V139H81ZM179 140V139H178ZM204 140H207V137H206V139H204ZM212 140V139H211ZM221 140V139H220ZM223 140V139H222ZM233 140V139H232ZM236 140H237V138H236ZM258 140H260V139H258ZM9 141V139L7 140V142ZM31 141V140H30ZM39 141V140H38ZM214 141V140H213ZM1 142V141H0ZM66 142H67V140H66ZM70 142H71V140H70ZM182 142V141H181ZM188 142V141H187ZM203 142V141H202ZM219 142V141H218ZM225 142V141H224ZM226 142H230V140L228 141V140H226ZM5 143H6V141H5ZM11 143V142H10ZM50 143H52L51 141L48 143V144H50ZM64 144H65V142H63ZM98 143V142H97ZM174 143V142H173ZM191 143V142H190ZM207 143V142H206ZM205 143V145H207ZM210 143V142H209ZM39 144V143H38ZM59 144H60V142H59ZM63 144V145H64ZM68 144V143H67ZM96 144V143H95ZM139 144H140V142H139ZM141 144H143V143H141ZM145 144V143H144ZM201 144V143H200ZM199 144V145H200ZM230 144V143H229ZM238 144V143H237ZM28 145H30V144H28ZM32 145V144H31ZM35 145V144H34ZM34 145H33V147H34ZM40 145H41V143H40ZM61 145V144H60ZM85 145V144H84ZM120 145V144H119ZM125 145V144H124ZM168 145V144H167ZM170 145V144H169ZM174 145V144H173ZM189 145H191V144H189ZM189 145H187V146H189ZM204 145V146H205ZM212 145V144H211ZM210 145V146H211ZM214 145H220V143L218 144V143H215ZM221 145H222V143H221ZM225 145H227V144H225ZM26 146V145H25ZM24 146V147H25ZM45 146H47V144L45 145ZM68 146V145H67ZM66 146V147H67ZM94 146V145H93ZM108 146V145H107ZM136 146V145H135ZM139 146V145H138ZM145 146V145H144ZM193 146V145H192ZM191 146V147H192ZM207 146H209V145H207ZM232 146V145H231ZM234 146H236L235 144H234ZM251 146H253V144H251ZM28 147V146H27ZM30 147V146H29ZM51 147V146H50ZM49 146H48V148H50ZM61 147V146H60ZM59 147V148H60ZM65 146H64V148H63V150H65V148H66ZM147 147V146H146ZM151 147V146H150ZM178 147V146H177ZM184 147V146H183ZM195 147H197V145L195 146ZM31 148V147H30ZM37 148H38V146H37ZM41 148V147H40ZM46 148V147H45ZM55 149H56V147H54ZM58 148V147H57ZM80 148V147H79ZM107 148V147H106ZM106 148H105V150H106ZM111 147H109V149H110ZM127 148V147H126ZM126 148L124 147V150H126ZM138 148V147H137ZM153 148V147H152ZM170 148V147H169ZM182 148V147H181ZM194 148V147H193ZM205 149H206V147H204ZM208 148H210V147H208ZM212 148V147H211ZM213 148H216V147H213ZM228 148V147H227ZM255 148V147H254ZM47 149V148H46ZM54 149V150H55ZM61 149V148H60ZM69 149H70V147H69ZM100 149V148H99ZM171 149H175V148H171ZM187 149V148H186ZM199 149H200V147H199ZM203 149V148H202ZM222 149V148H221ZM234 149H236V147L234 148ZM237 149H238V152H239V148L237 147ZM249 149H250V147H249ZM33 150H35V148H33ZM37 150V149H36ZM36 150H35V154H36ZM57 150H59V149H57ZM62 150V149H61ZM61 150H59V153L61 152ZM78 150V149H77ZM114 150V149H113ZM147 150V149H146ZM180 150H182V149H180ZM189 150V149H188ZM193 150V149H192ZM191 150V151H192ZM214 150V149H213ZM230 150H233V148H231ZM229 150V151H230ZM253 150V149H252ZM26 151V150H25ZM24 151V152H25ZM49 151V150H48ZM48 151H46L47 153H48ZM75 151V150H74ZM112 151V150H111ZM127 151V150H126ZM138 151H139V149H138ZM142 151V150H141ZM148 151V150H147ZM154 151V150H153ZM168 151H170V150H168ZM177 151V150H176ZM185 150H183V152H184ZM194 151V150H193ZM203 151V150H202ZM207 151V150H206ZM208 151H209V149H208ZM220 151H222V150H220ZM224 151V150H223ZM254 151V150H253ZM257 151H259V150H257ZM8 152V151H7ZM17 152H16V154H17ZM29 152H31V151H29ZM44 151H42V153H43ZM50 152H52V151H50ZM63 152H65V151H63ZM62 152V153H63ZM76 152V151H75ZM107 152V150L105 151V153ZM109 152V151H108ZM115 152V151H114ZM179 152V151H178ZM177 152V153H178ZM214 152H216V150L214 151ZM226 152H227V150H226ZM233 152L235 153V151L233 150ZM232 152V153H233ZM260 152V151H259ZM6 153V152H5ZM12 153H13V151H12ZM33 153V154H32ZM32 153H29V154H31V156L33 155L34 156V151H32ZM38 153L39 152H37V155H38ZM54 153H56L55 155H57V152H54ZM71 153H72V150H71ZM126 153V152H125ZM132 153V152H131ZM136 153V152H135ZM181 154H182V152H180ZM185 153L187 154V152L185 151ZM195 153V152H194ZM201 153H203V152H201ZM223 153V152H222ZM246 153V152H245ZM7 154V153H6ZM10 154H11V152H10ZM20 154V153H19ZM22 154V156H24V153L22 152L21 153ZM45 154V153H44ZM66 154V153H65ZM67 154H68V151H67ZM90 154V153H89ZM100 154H101V152H100ZM107 154V153H106ZM184 154V153H183ZM186 154H184V155H186ZM197 154V155H196ZM195 155L196 156H198V153H196ZM211 154V153H210ZM217 154H219V152L217 153ZM231 154V152H229V155ZM236 154V153H235ZM238 154V153H237ZM9 155V154H8ZM13 155H15L14 153H13ZM40 155V154H39ZM52 155V154H51ZM50 155V156H51ZM72 155V154H71ZM75 155V154H74ZM115 155H117L116 154V152H115ZM124 155V154H123ZM146 155H148V153L146 154ZM174 155V154H173ZM179 155V154H178ZM194 155V154H193ZM201 155V154H200ZM207 156L209 155V154H206ZM205 155V156H206ZM221 154H219V156H220ZM223 155V154H222ZM228 155V154H227ZM248 155V154H247ZM251 155V154H250ZM0 156H2V151H1V154H0ZM12 156V155H11ZM10 156V157H11ZM19 156H21V155H19ZM22 156H21V158H22ZM25 156H26V154H25ZM31 156H29L28 158H30ZM43 156V155H42ZM42 156H40V157H42ZM46 156V155H45ZM44 156V157H45ZM49 156V157H50ZM63 156V154L61 155V157ZM68 156V155H67ZM127 155H125V157H126ZM141 156H142V154H141ZM214 156H215V154H214ZM214 156H212L211 157V159L210 160H212L213 158H214ZM230 156H233V154H231ZM230 156H229V158H230ZM237 156V155H236ZM235 156V157H236ZM240 156H241V154H240ZM5 157V158H4ZM4 157L2 158L3 160L4 159H6L7 157L4 155ZM10 157L8 158V159H10ZM13 157V156H12ZM11 157V158H12ZM103 157V156H102ZM156 157V156H155ZM182 157V159H183V156H181ZM200 157V156H199ZM198 157V158H199ZM201 157H203L202 155H201ZM200 157V158H201ZM234 157V156H233ZM249 157V159H250V157L251 156H248ZM264 157V156H263ZM20 157H19V159H21ZM25 158V157H24ZM47 158V157H46ZM83 158V157H82ZM112 158H113V156H112ZM121 158V157H120ZM129 158V157H128ZM174 158V157H173ZM172 158V159H173ZM185 158H187V157H185ZM196 158V157H195ZM220 158H225V156L224 157H220ZM7 159V160H8ZM14 159H15V157H14ZM18 158H17V160H19ZM27 159V158H26ZM65 159V158H64ZM73 158H71V160H72ZM124 159V158H123ZM181 159V158H180ZM232 158H230V160H231ZM247 159V158H246ZM252 159V158H251ZM16 160V161H17ZM29 160H30V166H31V164L32 163H34L35 161L33 160H31V159H28V164H27V166H26V169H27V167L29 168ZM44 160V164L46 165V163L45 162H47L45 159H43ZM59 160H61V159H59ZM70 160V159H69ZM68 160V161H69ZM75 160V159H74ZM104 160V159H103ZM115 160H116V158H115ZM120 160V159H119ZM170 160H171V158H170ZM179 160V159H178ZM203 160H205V159H203ZM209 160V161H210ZM214 160V159H213ZM221 160V159H220ZM240 160V159H239ZM242 160V159H241ZM240 160V161H241ZM5 161V160H4ZM9 161V160H8ZM32 161V162H31ZM49 161V160H48ZM51 161L52 160H50V163H51ZM79 160H77V162H78ZM111 161V160H110ZM118 161V160H117ZM173 161H174V159H173ZM184 161H185V159H184ZM192 161H193V159H192ZM202 161V160H201ZM225 161H226V159H225ZM232 161V160H231ZM230 161V162H231ZM14 162H15V160H14ZM20 162V161H19ZM40 162V161H39ZM115 162V161H114ZM162 162V161H161ZM190 162V161H189ZM194 162V161H193ZM214 162H216V161H214ZM221 162V161H220ZM229 162V161H228ZM236 162H237V158H236ZM242 162H244V161H242ZM250 162V161H249ZM259 162V161H258ZM10 163H12L11 162V160H10ZM22 163H23V161H22ZM48 163V162H47ZM53 163V162H52ZM59 163L61 164V162L59 161ZM120 163L121 162H119V165H120ZM152 163V162H151ZM182 163V162H181ZM204 163H206V162H204ZM211 163H213V162H211ZM223 164L225 163V162H222ZM221 163V164H222ZM252 163V162H251ZM250 163V164H251ZM257 163V162H256ZM255 163V164H256ZM14 164V163H13ZM12 164V165H13ZM34 164H39L38 163V161H37V163H34ZM57 164V163H56ZM54 165V166H56L57 167V165ZM65 164V163H64ZM64 164H62L61 166H63ZM71 164H73V161H72V163ZM96 164V163H95ZM100 164V163H99ZM98 164V165H99ZM106 164V163H105ZM116 164V163H115ZM122 164V163H121ZM129 164V163H128ZM159 164V163H158ZM161 164V163H160ZM201 164V163H200ZM208 164H210V163H207L206 165H208ZM218 164V163H217ZM220 164V165H221ZM241 164V163H240ZM243 164V163H242ZM255 164H253L252 163V166L253 165H255ZM6 165V164H5ZM15 165H18V162L15 164ZM20 165V164H19ZM26 165V164H25ZM35 165V166H36ZM75 165V164H74ZM123 165V164H122ZM153 164H151L150 166H152ZM157 165V164H156ZM174 165V164H173ZM180 165V164H179ZM179 165H177V167H176V169L177 170H179V168H178V166ZM185 165H187V164H185ZM189 165V164H188ZM190 165H192V163L190 164ZM202 165V164H201ZM204 165V164H203ZM202 165V166H203ZM249 165V164H248ZM259 165H260V163H259ZM258 165V166H259ZM0 166H1V164H0ZM22 166V165H21ZM41 166L43 167V165L41 164ZM41 166H40V168H41ZM49 166V165H48ZM68 166V165H67ZM97 166V165H96ZM149 166V167H150ZM162 166V165H161ZM170 166H171V164H170ZM175 166V165H174ZM195 166V165H194ZM201 166V167H202ZM211 166V165H210ZM212 166L214 167V164H212ZM215 166H216V164H215ZM218 166V165H217ZM226 166H228V164L226 165L225 164V167ZM236 166V165H235ZM242 166V165H241ZM247 166V165H246ZM244 167L246 170H247V167ZM257 166V165H256ZM24 167V166H23ZM22 167V168H23ZM64 167H66V165L64 166ZM71 167H72V165H71ZM79 167V166H78ZM87 167V166H86ZM93 167V166H92ZM100 167V166H99ZM116 167H118L117 165H116ZM122 167V166H121ZM134 167V166H133ZM136 167V166H135ZM140 167V166H139ZM156 167V166H155ZM163 167H164V165H163ZM190 167V166H189ZM203 167H205V166H203ZM233 167V166H232ZM254 167V166H253ZM1 168H2V166H1ZM19 168V167H18ZM31 168H33V167H31ZM39 167L37 168L38 170L40 169ZM46 168H47V166H46ZM50 168V167H49ZM48 168V169H49ZM51 168H53V167H51ZM51 168L49 169L50 170V172H51ZM95 168V167H94ZM103 168V167H102ZM112 168H113V166H112ZM167 168V167H166ZM182 168V167H181ZM195 168V167H194ZM200 168V167H199ZM209 167H207V168H205V169H208ZM222 168V167H221ZM221 168H219V170H221ZM228 169H229V167H227ZM226 168V169H227ZM231 168V167H230ZM14 169H17V168H14ZM13 168H12V170H14ZM21 169V168H20ZM48 169H46L47 171H48V173H49V170ZM92 169V168H91ZM117 169H119V167L117 168ZM122 170H123V168H121ZM135 169V168H134ZM137 169V171H135V172H137V174H138V168H136ZM144 169H145V167H144ZM153 169V168H152ZM159 169V168H158ZM157 169V170H158ZM169 169V168H168ZM197 169H198V167H197ZM204 169V168H203ZM202 169V170H203ZM216 169V168H215ZM249 170H250V168H248ZM2 170H4V169H2ZM1 169H0V172L2 171ZM11 170V171H12ZM29 170H30V168H29ZM37 170V171H38ZM43 170V169H42ZM57 170H60V169H58L57 168ZM61 170H62V168H61ZM60 170V171H61ZM81 170V169H80ZM99 170H100V168H99ZM212 170V169H211ZM232 171H231V173L232 172H234L233 171V169H231ZM239 170H241V169H239ZM244 170V169H243ZM255 170V169H254ZM25 172H26V170H24ZM34 171H35V168H34ZM37 171H36V174H37ZM40 171H41V169H40ZM64 171V169L62 170V172ZM116 171V170H115ZM114 171V172H115ZM145 171V170H144ZM175 172L176 170H171V172ZM189 171H190V169H189ZM192 171V170H191ZM190 171V173H192ZM195 170L193 169V172H194ZM198 171H200V170H198ZM215 171V170H214ZM251 171H253V170H251ZM23 172V171H22ZM30 172H31V170H30ZM44 172V171H43ZM61 172V174H63ZM106 172V171H105ZM146 172V171H145ZM160 172V171H159ZM201 172V171H200ZM203 172H204V170H203ZM206 172H207V170H206ZM209 172V171H208ZM207 172V173H208ZM217 172H218V170H217ZM226 172V171H225ZM224 172V173H225ZM238 172V170L236 171V173ZM260 172V171H259ZM2 173V172H1ZM17 172L15 171V174H16ZM38 173H39V171H38ZM53 173V172H52ZM51 173V174H52ZM80 173V172H79ZM103 173V172H102ZM116 173V172H115ZM164 173H165V171H164ZM166 173H168L169 174V171H167ZM175 173H177V171L175 172ZM174 173V174H175ZM184 173H186V172H184ZM196 173H198L197 171H196ZM202 173V172H201ZM210 173V172H209ZM216 173V172H215ZM214 173V174H215ZM219 173V172H218ZM221 173H223V170H222V172ZM223 173V174H224ZM251 173V172H250ZM249 173V174H250ZM253 173H254V171H253ZM252 173V174H253ZM32 174H34V172L32 173ZM57 174H58V172H57ZM65 174V173H64ZM98 174V173H97ZM128 174V173H127ZM134 174V173H133ZM144 174V173H143ZM153 174V173H152ZM199 174V173H198ZM197 174V175H198ZM212 174H213V172H212ZM211 174V176H213ZM226 174V173H225ZM238 174V173H237ZM236 174V175H237ZM247 174H248V172H247ZM260 174V173H259ZM0 175H2L3 177H6V175L5 174H0ZM9 175V174H8ZM17 175V174H16ZM20 175H22L21 174V172H20ZM35 175V174H34ZM49 175H50V173H49ZM91 175V174H90ZM117 175V174H116ZM155 175V174H154ZM161 175H162V172H161ZM167 174H165V176H166ZM171 175H173V174H171ZM180 175V174H179ZM189 175V174H188ZM219 175V174H218ZM240 175V174H239ZM238 175V176H239ZM262 175V174H261ZM13 176H14V174H12V178H13ZM18 176V175H17ZM39 176H40V174H39ZM56 176H58V175H56ZM64 176V175H63ZM68 176H69V174H68ZM95 176V175H94ZM108 176V175H107ZM110 176V175H109ZM147 176H148V173H147ZM182 176V175H181ZM184 176V175H183ZM191 176H192V174H191ZM191 176L189 177V179H191ZM194 176H196V174L194 175ZM254 176V175H253ZM252 176V177H253ZM257 176V175H256ZM2 177V178H3ZM30 177H31V175H30ZM36 177H38V176H35V177H33V178H36ZM42 177L44 178L45 176H43V174H42ZM65 177V176H64ZM102 177V176H101ZM117 177V176H116ZM161 176H159L158 178H160ZM199 177H201V175L199 176ZM211 178V177H209V176H206V178ZM237 177V176H236ZM247 177V176H246ZM0 178H1V176H0ZM20 178H21V176H20ZM25 178V177H24ZM53 177H51V179H52ZM135 178V177H134ZM155 178V177H154ZM153 178V179H154ZM196 178V177H195ZM218 178V177H217ZM239 178V177H238ZM242 178H244V177H242ZM264 178V177H263ZM15 179H16V177H15ZM48 179H50V178H48ZM57 180H58V178H56ZM56 179H55V181H56ZM105 179V178H104ZM109 179V178H108ZM107 179V180H108ZM133 179V178H132ZM142 179H144V178H142ZM161 179V178H160ZM160 179L158 180V181H160ZM193 179V178H192ZM191 179V180H192ZM203 179H205V177L203 178ZM203 179H202V181H203ZM212 179V178H211ZM214 179V178H213ZM216 179V178H215ZM237 179V178H236ZM246 179V178H245ZM255 179V178H254ZM261 179V178H260ZM8 180V179H7ZM28 180V179H27ZM30 180V179H29ZM29 180H28V182H29ZM45 180L46 179H44L43 181L45 182ZM54 180V179H53ZM66 180H67V178H66ZM118 180V179H117ZM137 180H139V179H137ZM147 180V179H146ZM151 180V179H150ZM171 180V179H170ZM196 180H198V178H196ZM195 180V181H196ZM200 180V179H199ZM209 180V179H208ZM239 180H240V178H239ZM239 180H237V183L239 182ZM248 180H249V178H248ZM3 181H4V178H3ZM3 181L2 182H0L1 183V186H0V196H1V193H4L6 190H8V188H10L11 189V184L9 183V181H8V183L7 184H3ZM12 181H13V179H12ZM15 182H16V180H14ZM24 181V180H23ZM22 181V183H24ZM31 181H32V179L30 180V183H31ZM33 181H34V179H33ZM42 181V180H41ZM112 181V180H111ZM110 181V182H111ZM113 181H114V179H113ZM118 181H120V180H118ZM117 181V182H118ZM156 181H157V179H156ZM163 181H165L164 180V177H163ZM167 181H169V180H167ZM167 181H165V183L167 182ZM183 181H187V179L185 180H183ZM194 180H193V182H195ZM212 181H214V180H212ZM211 181V182H212ZM216 182H215V184L217 183V182H220V179H219V181H217V180H215ZM221 181H223V180H221ZM245 181V183H246V180H243V182ZM254 181V180H253ZM253 181L251 182V183H253ZM53 182V183H52ZM51 182V186L53 185L54 186V181H52ZM57 182V181H56ZM62 182H63V180H62ZM143 182H144V180H143ZM150 182V181H149ZM192 182V183H193ZM204 182V181H203ZM262 182H264V180L262 181ZM17 183H18V181H17ZM30 183H29V185H30ZM69 183H70V180H69ZM176 182H174V184H175ZM180 183H181V181H180ZM200 183V182H199ZM209 183H210V181H209ZM227 182H225L223 185H225ZM231 183L232 182H230V185H231ZM236 183V184H237ZM249 183V182H248ZM256 183V182H255ZM258 183V182H257ZM256 183V184H257ZM26 185L28 184V183H25ZM33 184H34V182H33ZM32 184V185H33ZM44 183H42V185H43ZM57 184H59V182L57 183ZM115 184H117V183H115ZM119 184H122V183H119ZM130 184V183H129ZM142 184V183H141ZM145 184V183H144ZM158 184H160V183H158ZM157 184V185H158ZM178 183H176L175 185H177ZM184 184V183H183ZM196 184H197V181H196ZM239 184V183H238ZM243 184V183H242ZM256 184H251V185H255L256 186ZM260 184H262V183H260ZM3 185V186H2ZM38 184H36V181H35V187L37 186ZM45 185V184H44ZM49 185H50V183H49ZM111 185V184H110ZM118 185V184H117ZM116 185V186H117ZM128 185V184H127ZM151 185V184H150ZM163 185V184H162ZM186 185V184H185ZM188 185H190L189 183H188ZM188 185H186V186H188ZM192 185V184H191ZM195 185V184H194ZM194 185H193V187H194ZM203 185H204V183H203ZM213 185V184H212ZM228 185V184H227ZM240 185H241V182H240ZM263 185V184H262ZM41 186V185H40ZM46 186H48V184H47V182H46ZM51 186H50V189H51ZM59 186V185H58ZM58 186H56L57 188H58ZM62 186H63V184H62ZM65 186H66V184H65ZM65 186H63V188L65 187ZM67 186H69V184L67 185ZM125 186H126V184H125ZM129 186V185H128ZM132 186H133V184H132ZM174 186V185H173ZM173 186H172V189L171 190H174V191H172V193H174L175 192V188H173ZM183 186V185H182ZM198 186H200V188H201V185H198ZM198 186H197V188H198ZM209 186V185H208ZM215 186V185H214ZM226 186V185H225ZM229 186V185H228ZM233 186H234V184H233ZM242 186V185H241ZM240 186V187H241ZM244 186V185H243ZM249 186V185H248ZM247 186V187H248ZM255 186H254V188L253 189H255ZM260 186V185H259ZM259 186H258V188H259ZM27 187V186H26ZM61 187V186H60ZM59 187V188H60ZM70 187V186H69ZM115 187V186H114ZM123 187H124V184H123ZM143 187L145 188V186L143 185ZM153 187V186H152ZM160 187V189H161V187L162 186H159ZM166 187L167 186H165V190H166ZM170 187H171V185H170ZM174 187H176V186H174ZM180 187V186H179ZM178 187V189H180ZM204 187V186H203ZM206 187V186H205ZM216 187V186H215ZM221 187V186H220ZM245 187V186H244ZM252 187V186H251ZM251 187H249V189L251 188ZM27 188H30L31 189V187H27ZM38 188V187H37ZM44 188H46L45 186H44ZM62 188V187H61ZM118 188H120L119 186H118ZM128 188H130V187H128ZM135 188V187H134ZM168 188V187H167ZM182 188V187H181ZM231 188V187H230ZM237 188V187H236ZM257 188V187H256ZM257 188V189H258ZM260 188H261V186H260ZM264 188V187H263ZM32 189H33V187H32ZM31 189V190H32ZM43 189V188H42ZM47 189H49V188H47ZM53 189V188H52ZM71 189H72V187H71ZM114 189V188H113ZM137 189H138V186H137ZM143 189V188H142ZM164 189V188H163ZM177 189V188H176ZM185 189V188H184ZM189 189V188H188ZM218 189H219V187H218ZM235 189V188H234ZM238 189H239V187H238ZM256 189V190H257ZM36 190V189H35ZM59 190V189H58ZM115 190V189H114ZM130 190V189H129ZM129 190H128V192H129ZM181 190V189H180ZM183 190V189H182ZM197 190V189H196ZM205 190V189H204ZM224 190V189H223ZM231 190V189H230ZM244 190V189H243ZM242 189L240 190L241 192L243 191ZM260 190V189H259ZM258 190V191H259ZM17 191V190H16ZM30 190H28V192H29ZM38 191V190H37ZM40 191V190H39ZM65 191V190H64ZM112 191V190H111ZM134 191H136V189L134 190ZM144 191L146 192V190L144 189ZM149 191V190H148ZM161 191V190H160ZM159 191V192H160ZM167 191V190H166ZM185 192H186V189L184 190ZM187 191H189V190H187ZM197 191H199V190H197ZM197 191H196V193H197ZM202 191H203V188H202ZM201 191V192H202ZM207 191L208 190H205V193H207ZM214 191V190H213ZM221 191V190H220ZM261 191H262V189H261ZM12 191H10V193H11ZM32 192V191H31ZM45 192H48V191H45V189H44V192H43V197L44 196H46V195H44L45 194ZM49 192H50V190H49ZM55 192V190H53V193ZM61 192V190L59 191V193ZM62 192H63V190H62ZM61 192V193H62ZM70 192V191H69ZM124 191H122V193H123ZM127 192V193H128ZM132 192H133V190H132ZM137 192H138V190H137ZM150 192H151V190H150ZM150 192L148 193V194H150ZM211 192V191H210ZM219 192V191H218ZM223 191H221V193H222ZM240 192V193H241ZM17 193V192H16ZM38 193H40V192H38ZM71 193V192H70ZM70 193H67L68 195L70 194ZM114 193H116V192H114ZM140 193L142 194V192L140 191ZM160 193H162L161 195H163V193L164 192H160ZM165 193H167V192H165ZM164 193V194H165ZM169 193V192H168ZM176 193V192H175ZM195 193V194H196ZM217 193V192H216ZM227 194H229V192L227 191L226 192ZM235 193V192H234ZM243 193V192H242ZM257 193V192H256ZM261 193V192H260ZM21 194H22V192H21ZM29 194H31L30 192H29ZM32 194H33V192H32ZM138 193H136L134 196H136ZM141 194H138L139 195V197L141 198ZM152 194V193H151ZM180 194V193H179ZM187 194V193H186ZM190 194V193H189ZM195 194L193 193V195L195 196ZM198 194V193H197ZM200 194V193H199ZM209 194V193H208ZM212 194L214 195V193L212 192ZM219 194V193H218ZM238 194V193H237ZM246 194V193H245ZM248 194H249V191H248ZM259 194V193H258ZM4 195L5 194H3L2 196H3V198H4ZM38 195V194H37ZM36 195V196H37ZM48 195V194H47ZM113 195V194H112ZM118 195V194H117ZM122 195H124L125 196V194H122ZM127 195V194H126ZM166 195V194H165ZM165 195H164V197H165ZM210 195V194H209ZM212 195V198L214 197ZM223 195V194H222ZM6 197H9L8 196V194H6L5 195ZM23 196V195H22ZM21 196V197H22ZM25 196V195H24ZM29 196V195H28ZM28 196H27V198H28ZM60 196V195H59ZM62 196V195H61ZM60 196V197H61ZM114 196V195H113ZM121 196V195H120ZM123 196V197H124ZM198 196V195H197ZM196 196V197H197ZM207 195L205 194V196H204V194H203V197L205 198ZM245 195H243L242 197H244ZM247 196V195H246ZM262 196V195H261ZM33 197H34V195H33ZM70 197V196H69ZM73 197V196H72ZM118 197H119V195H118ZM149 197H151V195H149ZM152 197H153V199L155 198L153 195H152ZM182 197V196H181ZM181 197H179V198H181ZM193 197V196H192ZM199 197V196H198ZM201 197V199H202V196H200ZM218 197V196H217ZM217 197H215V198H217ZM249 197V196H248ZM255 197H258V196H255ZM260 197V196H259ZM264 197V196H263ZM263 197H261V199L263 198ZM1 198V197H0ZM17 198H20V196H18ZM32 197H30V199H31ZM50 198V197H49ZM57 198H59V197H57ZM56 198V199H57ZM66 198V197H65ZM122 198V197H121ZM158 198H159V196H158ZM174 198V197H173ZM203 198V203H201V204H199V202H198V204L199 205H202L203 204V206L205 205V199ZM250 198V197H249ZM6 199V198H5ZM13 198L11 197V200H12ZM29 199V198H28ZM34 199V198H33ZM44 199V198H43ZM61 199H63V198H61ZM112 199H113V197H112ZM133 199V198H132ZM139 199V198H138ZM144 199H145V197H144ZM153 199H151L152 201H153ZM166 200H167V196H166V198H165ZM170 199V198H169ZM172 199V198H171ZM176 199V198H175ZM199 199V198H198ZM206 199H209V197L207 198L206 197ZM219 199H222V197H220ZM236 200H237V198H235ZM247 199V198H246ZM261 199H259V200H261ZM3 200V199H2ZM7 200V199H6ZM40 200V199H39ZM48 200V199H47ZM134 200V199H133ZM157 200H159V199H157ZM157 200H156V202H157ZM166 200H164V201H166ZM191 200H192V198H191ZM213 200H214V198L212 199V203H214L213 202ZM218 199H216V201H217ZM244 200V199H243ZM243 200H242V202H243ZM248 200V199H247ZM246 200V201H247ZM251 200H254V198L253 199H251ZM256 200H257V198H256ZM20 201V200H19ZM33 201H35V200H33ZM49 201V200H48ZM52 200H50L49 202H51ZM59 201H61V200H59ZM58 201V202H59ZM175 201H177V200H175ZM194 201H196V200H194ZM197 201H199V200H197ZM208 201V200H207ZM215 201V204L218 202H216ZM230 201V200H229ZM250 201V200H249ZM11 202H13V201H11ZM57 202V203H58ZM148 202V201H147ZM147 202H146V204H147ZM187 202V200L184 202V203H186ZM231 203H232V199H231V201H230ZM264 202V201H263ZM95 203V202H94ZM139 203H141V200H140V202H138V204ZM144 203V202H143ZM180 203V202H179ZM179 203H178V206H182V205H179ZM209 202H206V204H208ZM230 203V204H231ZM245 203V202H244ZM252 203V204H251ZM259 203V202H258ZM14 204V203H13ZM17 204V203H16ZM34 204V203H33ZM42 204V202H40V205ZM48 204V203H47ZM124 204V203H123ZM134 204V203H133ZM155 204V203H154ZM153 204V206H155ZM159 204H160V202H159ZM158 204V205H159ZM189 204V203H188ZM211 204V203H210ZM209 204V205H210ZM214 204V205H215ZM228 204V203H227ZM226 204V205H227ZM238 204V203H237ZM247 203H245V205H246ZM263 204V203H262ZM71 205V204H70ZM90 205V204H89ZM94 204H92V206H93ZM120 205V204H119ZM126 205V204H125ZM149 205V204H148ZM163 205V204H162ZM166 205V204H165ZM172 205V204H171ZM185 205V204H184ZM194 205V204H193ZM209 205H207V206H209ZM221 205H222V203H221ZM220 205V206H221ZM224 206H225V204H223ZM231 205H233V204H231ZM249 205V209L251 208L250 207V205H253L254 206V204H253V201L252 202H250V204H248ZM259 204H257V206H258ZM53 206V205H52ZM77 206V205H76ZM127 206H128V204H127ZM141 206V205H140ZM203 206H201L202 208H203ZM229 206V205H228ZM233 206H236V205H233ZM31 207V206H30ZM34 208H35V206H33ZM43 207H44V205H43ZM54 207V206H53ZM52 207V208H53ZM66 207H67V205H66ZM136 207H138L137 205L135 206V208ZM167 207H168V205H167ZM183 207H185V206H183ZM193 207V206H192ZM195 207V206H194ZM211 207V206H210ZM215 207H216V209L218 208V210H221V208L219 209V206L217 207V204L215 205ZM237 207V206H236ZM243 207H244V205H243ZM243 207H241V208H243ZM8 208V207H7ZM22 207H20V209H21ZM26 208V207H25ZM41 208V207H40ZM49 208V207H48ZM57 208V207H56ZM75 208V207H74ZM105 208V207H104ZM122 208H123V205H122ZM162 208H164L165 209V206H163ZM161 208V209H162ZM171 208V207H170ZM189 208V207H188ZM204 208H205V206H204ZM203 208V209H204ZM212 208V207H211ZM214 208V207H213ZM212 208V209H213ZM223 208V207H222ZM238 208V207H237ZM237 208H235V210L237 209ZM257 208V207H256ZM1 209V208H0ZM4 209V208H3ZM12 209V208H11ZM24 209V208H23ZM59 209V208H58ZM58 209L56 210V212L58 211ZM138 209V208H137ZM146 208H144V210H145ZM149 208H147V210H148ZM158 209V208H157ZM179 209V208H178ZM186 209V208H185ZM201 208H200V206L198 207V210H200ZM206 209V208H205ZM208 209V208H207ZM211 209V210H212ZM232 209V208H231ZM233 209H234V207H233ZM240 208H238V210H239ZM249 209L247 210V211H249ZM2 210V209H1ZM26 210V209H25ZM32 210H33V208H32ZM52 210V209H51ZM80 210V209H79ZM83 210V209H82ZM127 210V209H126ZM151 210H152V208H151ZM151 210H150V212H151ZM159 210V209H158ZM171 210V209H170ZM174 210V209H173ZM172 210V211H173ZM227 210V209H226ZM250 210H252V209H250ZM256 210V209H255ZM258 210V209H257ZM11 211V210H10ZM23 211V210H22ZM34 211V210H33ZM42 211V210H41ZM108 211V210H107ZM112 211V210H111ZM117 211H119V209L117 210ZM162 211H163V209H162ZM167 211V210H166ZM169 211V210H168ZM178 211V210H177ZM222 212H226L225 210H221ZM227 211H229V210H227ZM3 213H4V211H2ZM27 212V211H26ZM39 212V211H38ZM37 212V213H38ZM50 212V211H49ZM67 212V211H66ZM84 212V211H83ZM106 212V211H105ZM115 212V211H114ZM175 212H176V208H175ZM186 212H187V210H186ZM189 212V211H188ZM187 212V213H188ZM201 212V211H200ZM254 209L251 211V213H250V215L251 214H254ZM2 213V214H3ZM9 211H8V215H9ZM15 213H17V211H15ZM21 213V212H20ZM29 213H30V211H29ZM34 213H35V211H34ZM63 213H65V212H63ZM78 213V212H77ZM129 213V212H128ZM147 213V212H146ZM160 213V212H159ZM163 213V212H162ZM169 213V212H168ZM177 213V212H176ZM176 213H174V216H175V214ZM195 213V212H194ZM193 213V215H195ZM208 213V212H207ZM213 213H214V211H213ZM229 213H231L229 216H230V218H232V216L233 215H235L234 213H235V211L234 212H231V211H229L228 212V214ZM233 213V214H232ZM245 213V212H244ZM247 213V212H246ZM245 213V214H246ZM249 213V212H248ZM2 214H1V216H2ZM23 214V213H22ZM26 214V213H25ZM31 214V213H30ZM42 214V213H41ZM45 214H47L46 213V211H45ZM67 214V213H66ZM86 214V213H85ZM105 214V213H104ZM119 214H120V212H119ZM170 214V213H169ZM168 214V215H169ZM183 214H185L184 213V210H183ZM199 214V213H198ZM202 214H204V210H203V213ZM215 214H218V213H215ZM239 214V213H238ZM238 214H236V215H238ZM240 214H243V213H240ZM260 214H262V213H260ZM260 214H258L257 216H256V218H258V216L260 215ZM16 215V214H15ZM14 215V217H16ZM51 215V214H50ZM103 215V214H102ZM157 215V214H156ZM235 215V216H236ZM248 215V214H247ZM5 216V215H4ZM10 216H11V214H10ZM23 216V215H22ZM21 216V217H22ZM38 216V215H37ZM46 216V215H45ZM49 216V215H48ZM112 216H113V213H112ZM151 216V215H150ZM165 216V215H164ZM167 216V215H166ZM165 216V217H166ZM187 216H189V215H187ZM218 216V215H217ZM238 216H240V215H238ZM242 216H245V215H242ZM241 216V217H242ZM253 216V215H252ZM250 217L251 219H246V220H251V221H253V217ZM6 217V216H5ZM17 217H19V216H17ZM165 217H163V219H165ZM177 217V216H176ZM184 217V220H186V216H184V215H182V218ZM200 217V216H199ZM227 217V216H226ZM24 218V217H23ZM43 218V217H42ZM47 218V217H46ZM73 218V217H72ZM75 218V217H74ZM119 218H120V216H119ZM162 218V217H161ZM166 218H168V217H166ZM178 218V217H177ZM179 218H181V216L179 217ZM194 218V217H193ZM248 218V217H247ZM261 218V217H260ZM22 219V218H21ZM30 219V218H29ZM38 219H40V218H38ZM44 219V218H43ZM126 219V218H125ZM157 219H159L160 220V217H158ZM174 219H175V217H174ZM233 219V218H232ZM235 219V218H234ZM243 220L245 219V218H242ZM241 219V220H242ZM5 220H8V216H7V219H5ZM18 220H20V219H18ZM41 220V219H40ZM46 220V219H45ZM117 220H118V218H117ZM146 220V219H145ZM168 220V219H167ZM166 220V221H167ZM170 220V219H169ZM180 220H183V219H180ZM188 220V219H187ZM246 220H244V223L245 222H247ZM1 221H2V219H1ZM13 221V220H12ZM16 221V223H17V219L15 220ZM26 221V220H25ZM36 221V220H35ZM162 221V220H161ZM255 221V220H254ZM257 221V220H256ZM256 221H255V223H256ZM10 222V221H9ZM80 222V221H79ZM79 222H78V224H79ZM106 222V221H105ZM119 222V221H118ZM149 222V221H148ZM152 222H154L153 224H155L156 222H155V219H154V221H152ZM158 222V221H157ZM168 222V221H167ZM184 222V221H183ZM3 223H4V221H3ZM3 223H2V225H3ZM15 223V222H14ZM15 223V224H16ZM18 223H19V221H18ZM102 223H104V222H102ZM176 223H178V222H176ZM189 223V221L186 223V226H187V224ZM14 224V225H15ZM23 224V223H22ZM77 224V223H76ZM168 224V223H167ZM231 224V223H230ZM1 225V224H0ZM10 225H13V224H10ZM20 225V224H19ZM28 225V224H27ZM34 225V224H33ZM32 224H31V226H33ZM38 225V224H37ZM42 225V224H41ZM65 225V224H64ZM63 225V226H64ZM85 225V224H84ZM157 225H159V223L157 224ZM176 225V224H175ZM185 225V224H184ZM242 225H243V223H242ZM261 225V224H260ZM23 226H24V224H23ZM26 226V225H25ZM66 226V225H65ZM244 226H246V225H244ZM3 226H1L0 228H2ZM4 227H5V224H4ZM3 227V228H4ZM18 227V226H17ZM57 227V226H56ZM62 227V226H61ZM100 227V226H99ZM117 227V226H116ZM124 227V226H123ZM136 227H137V225H136ZM151 227V226H150ZM170 226H168V228H169ZM180 227V226H179ZM249 227V226H248ZM259 227V226H258ZM262 227V226H261ZM15 228H16V226H15ZM14 228V229H15ZM19 228V227H18ZM26 229L28 228V227H25ZM33 228H35L34 226H33ZM37 228V227H36ZM39 228H40V226H39ZM45 228H46V226H45ZM54 228V227H53ZM129 228H131V227H129ZM152 228V227H151ZM155 228V227H154ZM174 228H176V227H174ZM22 229V228H21ZM31 229V227L29 228V230ZM47 229V228H46ZM49 229V228H48ZM107 229V228H106ZM128 229V228H127ZM165 229V228H164ZM167 229V228H166ZM172 229V228H171ZM171 229H169V230H171ZM177 229V228H176ZM255 229V228H254ZM257 229H260V227L259 228H257ZM1 230H3V229H1ZM4 230H5V228H4ZM32 230V229H31ZM95 230V229H94ZM112 230V229H111ZM117 230V229H116ZM139 230V229H138ZM146 230H147V227H146ZM152 230H153V228H152ZM155 230H157L156 228H155ZM159 230V229H158ZM163 230V229H162ZM173 230V229H172ZM175 230V229H174ZM247 230V229H246ZM250 230V229H249ZM249 230L247 231V232H249ZM252 230V229H251ZM6 231V230H5ZM11 231H12V229H11ZM14 231V230H13ZM16 231H18V229L16 230ZM33 231V230H32ZM43 231V230H42ZM48 231V230H47ZM46 231V232H47ZM53 231V230H52ZM121 231V230H120ZM129 231V230H128ZM133 231V230H132ZM148 231V230H147ZM178 231H179V229H178ZM253 231V230H252ZM21 232V231H20ZM30 232V231H29ZM34 232H36V231H34ZM49 232H51V230H49ZM55 232V231H54ZM68 232H69V230H68ZM135 232V231H134ZM139 232V231H138ZM175 232V231H174ZM190 232V231H189ZM1 233V232H0ZM17 233H19V232H16V234ZM22 233H25V232H21V235H20V238H21V236L23 235ZM41 233V232H40ZM52 234V236L54 235V233L53 232H51ZM61 233H62V230H61ZM63 233H64V230H63ZM161 233H162V231H161ZM164 233V232H163ZM173 233V232H172ZM180 233V232H179ZM185 232H182V234H184ZM216 233V232H215ZM225 233V232H224ZM258 233H259V230H258ZM264 232H262V234H263ZM32 234H35V233H32ZM75 234V233H74ZM113 234V233H112ZM176 234H177V232H176ZM249 234V233H248ZM3 235V234H2ZM13 235H14V233H13ZM46 235V234H45ZM101 235V234H100ZM140 235V234H139ZM154 235H155V233H154ZM169 235H172V234H170L169 233ZM169 235H167V236H169ZM189 235V234H188ZM226 235H228L227 234V232H226ZM225 235V236H226ZM251 235V234H250ZM18 236H19V234H18ZM17 236V237H18ZM30 236V235H29ZM28 236V237H29ZM39 236V235H38ZM146 236V235H145ZM178 236H180V234L178 235ZM182 236V235H181ZM187 236V235H186ZM225 236H223V237H225ZM243 236V235H242ZM10 237V236H9ZM16 237V236H15ZM15 237H13L12 236V238H15ZM60 237H61V235H60ZM64 237V236H63ZM156 237V236H155ZM161 237V236H160ZM188 237V236H187ZM26 239L24 240V241H26V243H27V241H28V238H27V235H26V237H25ZM31 238V237H30ZM40 238V237H39ZM43 238V237H42ZM158 238V237H157ZM170 238V237H169ZM217 238V237H216ZM249 238H251V236H249ZM17 239V238H16ZM32 239H33V236H32ZM35 239V238H34ZM46 239H48V237H46L45 238V240ZM50 239V238H49ZM53 239H54V236H53ZM60 239H63L62 237L60 238ZM163 239L164 240H166V237L164 238L163 237ZM173 239V238H172ZM175 239V238H174ZM219 239V238H218ZM230 239V238H229ZM243 239V238H242ZM1 240H3V238H1ZM40 240V239H39ZM38 240V242H37V244H38V246L40 247V242H42L41 240L39 241ZM43 240V239H42ZM107 240V239H106ZM156 240V239H155ZM158 240H160L159 238H158ZM186 240H188L187 238H186ZM217 240V239H216ZM247 240H249V239H247ZM11 241V240H10ZM23 241V242H24ZM30 241V240H29ZM161 241V240H160ZM169 241H170V239H169ZM183 241H184V238H183ZM201 241H203V240H201ZM251 241H253V240H251ZM33 242V241H32ZM49 242V241H48ZM56 242H58L57 240H56ZM97 242H98V240H97ZM159 242V241H158ZM189 242V241H188ZM216 242V241H215ZM234 242V241H233ZM232 242V244H234ZM15 243V242H14ZM22 243V242H21ZM20 243V244H21ZM45 243H47V240L45 241ZM102 243V242H101ZM161 243H162V241H161ZM178 243H180V241H177V243L176 244H178ZM186 243V242H185ZM202 243V242H201ZM211 243H212V241H211ZM12 244H13V242H12ZM17 244V243H16ZM34 244V243H33ZM56 244V243H55ZM59 244V243H58ZM123 244V243H122ZM171 244H173L172 242H171ZM223 244H224V241H223ZM229 245H230V243H228ZM248 244H249V242H248ZM18 245V244H17ZM43 245H44V243H43ZM49 245V244H48ZM150 245V244H149ZM157 245V244H156ZM160 245H162V244H160ZM159 245V246H160ZM163 245H165V244H163ZM166 245H170V244H166ZM219 245H221V244H219ZM219 245H218V247H219ZM227 245V244H226ZM228 245V246H229ZM4 246V245H3ZM20 246V245H19ZM18 246V247H19ZM22 246V245H21ZM24 246H26V245H24ZM30 246H32V244L30 245ZM52 246H54V245H51V247ZM57 246V245H56ZM60 246V245H59ZM117 246V245H116ZM127 246H129V245H127ZM193 246V245H192ZM16 247V246H15ZM33 247V246H32ZM44 248H45V246H43ZM50 247V246H49ZM66 247V246H65ZM91 247H93V246H91ZM97 247V246H96ZM109 247V246H108ZM111 247H112V245H111ZM171 247H173V246H171ZM183 247V246H182ZM250 247V246H249ZM22 248V247H21ZM27 248V247H26ZM26 248H24L25 250H26ZM37 248V247H36ZM115 248V247H114ZM122 248V247H121ZM127 248V247H126ZM126 248H124V250L126 249ZM149 248H150V246H149ZM164 248V247H163ZM163 248H161V250H163ZM196 248V247H195ZM198 248V247H197ZM212 248H214L213 247V245H212ZM224 248V247H223ZM252 248V247H251ZM263 248V247H262ZM24 249H23V251H24ZM57 249V248H56ZM63 249V248H62ZM135 249V248H134ZM137 249V248H136ZM180 249V248H179ZM187 249V248H186ZM250 249V248H249ZM29 250H31L30 248H29ZM33 250H35V248L33 249ZM47 250V249H46ZM54 250V249H53ZM103 250V249H102ZM101 250V251H102ZM139 250H142L141 248L139 249ZM147 250H148V248H147ZM188 250V249H187ZM251 250H254V248L253 249H251ZM260 250V249H259ZM52 251V250H51ZM144 251V250H143ZM43 252V251H42ZM45 252V251H44ZM55 252V251H54ZM58 252V251H57ZM66 252V251H65ZM82 252V251H81ZM2 253V252H1ZM67 253V252H66ZM99 253V252H98ZM116 253V252H115ZM122 253H124V252H122ZM145 253V252H144ZM149 253H150V251H149ZM157 253V252H156ZM159 253V252H158ZM172 253V252H171ZM3 254V253H2ZM29 254V253H28ZM46 254V253H45ZM44 254V255H45ZM109 254H110V251H109ZM121 254V253H120ZM187 254V253H186ZM250 254H251V251H250ZM255 255H256V253H254ZM30 255V254H29ZM53 255V254H52ZM78 255H79V253H78ZM122 255V254H121ZM148 255V254H147ZM252 256H253V252H252V254H251ZM254 255V256H255ZM263 255V254H262ZM3 256H4V254H3ZM20 256V255H19ZM41 256H42V254H41ZM46 256H48L47 254H46ZM45 256V257H46ZM75 256V255H74ZM96 256V255H95ZM131 256V258H132V255H130ZM129 256V257H130ZM162 256V255H161ZM253 256V257H254ZM32 257V256H31ZM111 257H112V255H111ZM123 257H124V259L126 258V256L125 255H123ZM151 257V256H150ZM27 258V257H26ZM58 258V257H57ZM79 258V257H78ZM95 258V257H94ZM109 258V257H108ZM115 258V257H114ZM139 258V257H138ZM178 258V257H177ZM250 258V257H249ZM36 259V258H35ZM54 259V258H53ZM118 259V258H117ZM122 259V258H121ZM261 259V258H260ZM8 260V259H7ZM45 260V259H44ZM58 260V259H57ZM56 260V261H57ZM99 260V259H98ZM115 260V259H114ZM132 260V259H131ZM146 260H147V258H146ZM252 260H254V258L253 259H251V261ZM40 262H41V260H39ZM51 261V260H50ZM83 261V260H82ZM95 261V260H94ZM102 261V260H101ZM133 261H134V259H133ZM136 261V260H135ZM145 261V260H144ZM162 261H164V260H162ZM255 261H256V263H253V264H259V262H258V260H257V256H256V259H255ZM263 261V260H262ZM21 262V260H20V258L17 256V255H15V254H13L12 256H11V261H10V263L11 264H18V263H20ZM49 262V261H48ZM67 262V261H66ZM105 262H106V260H105ZM117 262V261H116ZM122 262H124L123 260H122ZM146 262H148V261H146ZM44 263V262H43ZM54 263V262H53ZM79 263V262H78ZM91 263V262H90ZM120 263H121V260H120ZM134 263V262H133ZM132 263V264H133ZM137 263V262H136ZM158 263V262H157ZM46 264H47V262H46ZM52 264V263H51ZM100 264V263H99ZM129 264H130V262H129ZM145 264V263H144ZM152 264V263H151ZM164 264V263H163Z\"/></svg>","mask_w":264,"mask_h":264},{"label":"clouds","instance_id":"3","mask_svg":"<svg viewBox=\"0 0 264 264\" xmlns=\"http://www.w3.org/2000/svg\"><path fill=\"white\" fill-rule=\"evenodd\" d=\"M134 0H0V101L42 90L115 35Z\"/></svg>","mask_w":264,"mask_h":264}]
</instances>
